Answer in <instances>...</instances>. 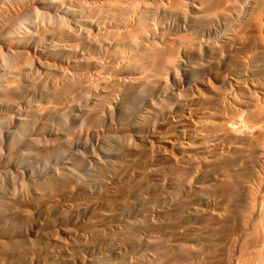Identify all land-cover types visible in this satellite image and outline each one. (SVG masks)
Segmentation results:
<instances>
[{
  "label": "rangeland",
  "instance_id": "rangeland-1",
  "mask_svg": "<svg viewBox=\"0 0 264 264\" xmlns=\"http://www.w3.org/2000/svg\"><path fill=\"white\" fill-rule=\"evenodd\" d=\"M17 1H19V0H15V1L11 2L12 4L10 3V1H8V3H6L7 1L5 3L4 2L1 3V1H0V4H1L0 5V7H1L0 11L3 14L6 15V16H4L5 18L2 19L1 15H3V14L0 12V16H1L0 17L1 18L0 19V24L1 25L5 22V20H6L5 23L8 22V24L12 25V23H9L10 20H13V19L16 18L17 20L15 19L14 22L10 21V22H13L15 24V21L19 22L18 19L21 21L23 16L30 18L31 16H36V15H39V14L42 15V11H43V15H45V16H46L45 13H47V16L49 14H52L51 16H53L55 14L53 17H55V16L58 17L59 14H60V16L63 17L62 18L63 21H64V18L67 17L64 22H62L60 20L61 19L60 16H59L60 19L57 18L60 21L55 18L56 22L57 21L60 22V23L59 22L58 23L60 24V27L62 29H64L65 25L69 21L71 22V20H72V23H74V24L71 23L73 26L70 24V22L67 24L68 26H70L69 30L72 31V29L78 28L77 25H79L78 30L76 29L78 33L75 31L74 35L79 34L80 36H82V34H81V33H83L82 28L83 29L84 28L85 29L86 28L87 29H92V30H88L89 31V35L88 36H89V38L93 37V39L95 41L96 40L99 41L100 39L101 40L104 39L103 35L105 36L104 40H106L108 38V36H109L108 35L109 34L108 33L109 28L111 29L112 26H113L112 29H111L112 31L111 32L109 31L110 33H112L114 30L117 31L116 33H118V31L121 32V30H119V28L115 24V23H117V20H119V19L116 18L117 15L115 17L114 10H113L114 7H109V8H111V10H113V11H111L108 8V6H107L108 4L110 6H112V5L115 6V4H114V3H116L115 0H78L79 2L80 1L84 2V5H83L82 2H80L81 4L78 3L77 5L80 4V6L86 7V8H82L80 6H77L76 5V3H77L76 1L77 0H70L71 1L70 3H69V0H66V1L64 0L65 2L64 1H60L59 2V3H61V5H63L62 4V2H63L66 7L65 6H59L60 4L57 2V0L56 1L54 0L56 3H58V8L60 7L61 11L58 9V11H53V12L52 11H46V10L44 11L41 8L42 0H40L41 3H40V1H37V3L39 2L40 4L39 3L38 4L35 3L36 1H34V0H32V1L35 4L31 0H29V1L28 0H26V1L25 0H20L21 3L17 2ZM22 1L24 3H28V4H25L26 5L25 6L24 3H22ZM43 1H46V0H43ZM149 1L151 3H153L154 1L157 2V3L161 2V4L165 3L163 6L165 7L167 5V9H168V11H166L167 13L166 12L165 13H159V12L155 13V15H154L155 18L153 16V19H152L153 22L150 20V22L154 23L155 26H157V27H155V29H156V32L158 34L157 36H159L158 38L159 39H165L166 41H168V40L169 41H175V42L179 41L178 45L180 44L179 46L181 47V48H179V46H177L176 50H175V52L178 50L177 54H176V59H177L179 67L178 66L176 67V69L174 70V73H170L168 75H165V77L162 79L163 80L162 82H164L166 80L165 84L167 85L166 86L167 90H169L168 92L169 93H173L174 95L172 94L173 95L172 96V95L169 94L170 96L168 95L169 96V97L167 96L168 98L167 97L166 98L160 97L158 95L156 89L147 88V86H145V85L143 86L142 85V87L137 88L136 90H134V93H132L129 96H126L125 97L126 99H123L124 97L120 96L122 92L121 93L118 92L119 91L118 88L116 89V87H114L115 89L113 90L114 92L112 91V94H113L112 98L115 100V102H118V100H119V103H121L122 105L123 104L125 105V106L124 105L123 106H124L125 112L127 113V114L125 113L126 115H124L126 117H122L121 120H119L115 116L113 110H111L110 108H106V107H103V108L100 107V110H102L101 113H100L102 115H99L100 118L98 117V118L94 119L96 121L89 120V122L87 121V124L85 123L84 119H81L84 122V124L81 123V124H79L80 126L78 125V123L82 122V121H78V122H73L72 121V118H71L72 116L71 115H72V113H74L72 111V108L74 107V105L75 106L82 105L84 107V105H85V102H84L85 100L84 99H86L84 97H87L89 95L88 93H86V94L83 93L84 96L82 94L81 95L79 94L78 96L83 97L82 99L80 97H78V96H77L78 97L77 98L75 95H65L68 99L65 96L64 97L66 99H64V97H62L60 99L57 98L56 99L57 103H56L55 98H52V97H49V99L46 98L47 100L46 99H41L38 96L37 97L32 96L31 98H26V101H27V99L28 100L30 99V101H28L30 103V105L27 102L28 104H26V106H24V108L21 106L20 110L18 112L19 115H21V114L23 115V113H25V111L27 109L28 110H33V109L40 108L41 110H46V109H49L50 105L53 106L55 103H56L55 106L50 107V109L54 108V110L53 111L50 110V109L49 110L54 112L57 109L59 111L58 108H60V110H61L63 105H64V103H65V106L62 109V112H64V113L66 112L65 114L62 113V112L60 113V112H58L56 110V113L58 112L59 114L55 113V116L58 117V115H59V117H60V119L58 118V122L56 121L57 120L56 118H55V121H54L53 118H50V119L46 120L47 123L41 118H37L38 120L35 118L36 120L35 119H34L35 121L33 120V125H31L30 128H27L28 130H31V131L29 132L28 130L25 129V131H27L26 133H28L29 135L26 134V133L25 134H26V136H29V137L31 136L30 134H34L36 132V130L38 129V127H41V126H44L43 129L46 127L45 130H47V128H48L51 131L54 130V132L57 129H59L57 131L65 134L64 135L65 138L63 136V139L61 141L58 139L57 141L59 143L56 141L57 138L55 139V141L54 140L53 141L56 144V145L54 144L55 146H59L60 144H62L61 145L62 149L60 148L59 153H60V151L61 152L64 151V152H62L64 155L62 153H60L61 157L63 155L62 158L59 157L60 155L59 156L56 155L57 159L55 158L54 155H51V156H54V158L49 156L50 157L49 160H48L49 157L46 158V156H44L43 157L44 165L42 164L43 166H41V164H40V163H43V162L40 161V157L39 156L38 157L35 156L36 159H35L34 155L31 156V158L29 160L22 159V157L19 154V153H21V147L23 146L22 143L24 142V140H26L29 137L26 138V136L24 134L25 138H23L24 137V136H22L23 134H21V133L18 134L19 128H17L18 130H16V127H18V126H15V124H13L11 126L12 129L11 128L10 129L11 130L14 129V131H12L11 133L14 132L13 135L17 134V135H15V137L17 136V138L18 137L19 138H18V140L14 141V139L12 137L10 142H9L10 139H8V140H7V138L3 139L2 140V144H0V145H4V146H2L3 148H1V146H0V152H1V149H2L1 155L3 157L4 155L6 156L7 153L5 151L7 150L8 153H9L7 155L10 157L9 161L13 162V163H16V162L17 163L14 165L13 169L10 168V167H7L8 169H6V171L5 170L3 172L0 171V191L2 190L1 192L4 191L5 193H6V191H10V193L13 194V195H11L12 198L15 196L12 201H15V199L19 200L20 198L23 199L25 197V195L23 197V195L20 196L18 194H22L23 191L25 192V190H23V189H25L24 186H26L27 185L26 183H28L27 181H25L27 179V176H24V174L26 173V169L25 168L29 167L28 169H30L32 171L39 170L41 172L42 169L45 168L44 166H46V163H47L48 166L49 165H53V166L57 167L56 169H58V166L53 164L54 160L52 161V159H56L57 162H60V161H63V158H64V161L66 159H70L69 161L66 160V162H71L72 155L67 150V148L70 145H74L75 143L77 144L78 142H79L78 144L80 146H83V144H84V146L86 148V149L85 148H79L78 149V152L80 151L79 153L84 155L85 152L86 153L89 152L88 155L85 153V157L86 156L90 157L89 163H91V164L93 163V165L96 166L97 163L100 162V164L102 165L101 166L100 164H98L97 165V170H95L96 169L95 166H94V169H93V167H92L93 165H90L89 163H87L88 165H86V166H88L87 168H89L91 170L93 169L92 171H94V170L96 171L95 176L92 179L93 180H94V178L97 179V178H99V176H97V175H100L101 178H99V179H102V180L97 181V182L99 183V182L102 181V183H99V184L96 183V186L97 185H99V186H97L95 188V190L92 189L93 191L91 193L88 192V194L85 193V194H80V195H74L73 198L72 197H67V196L57 197L56 199L54 198L53 202L50 203L51 205L48 206L49 207L47 209L48 211L42 210V212H41L40 209L37 208V206H31V214L32 215H30V217L27 220H21V222L18 224L16 229H14V228L13 229H9L8 227H6V224H4V225L0 224V241L3 242V244H2V242H0V246H1L0 247V263H3V264H8L9 263V258L7 257V252H6L7 250L10 251L12 249V253H14L16 255L18 253L17 250L20 251V249H21V252H23V248L25 249L24 252L26 250H27L26 252H28V253H26V252L24 253V255H27V256H26V261L24 260L25 258H23V261H22L23 264L24 263L28 264L30 262H33V263L34 262H36V263L37 262H41V261H44L45 258H47L50 255L51 256H54V255L55 256L56 255L57 256L58 255L62 256L63 253L66 254V252L67 253L68 252L69 253H73V256L75 257V259L76 258L78 259V257H80L79 259L85 260L86 257L89 258V256H93V252L97 253V251H99L100 249L102 250L104 248V244H105L104 242H108L109 244H111L114 241H115L114 243H117L119 240L120 241L118 243L119 244L121 243V244L120 245L118 243L117 244L119 246H122V244H125V245H123V247L125 249H127V252H128L127 255H129L130 254V252H129L130 251L129 243L131 241L136 240V238H138L139 236H137L138 235L137 232L131 233L129 231V233H128V231L125 229V227L127 225L125 222H127V219L128 220H133V218H134L135 221H138V222L140 221V223H141L142 222L141 218H143L144 221L146 220L147 217H149V218L151 217L150 219L156 220V219H158V217L162 218V216H165V215L168 218L171 217L169 219L174 222L173 223L174 224L173 225V229L174 228L176 229V227H177V229L174 230L175 232H173V234H172V232L170 233L171 229L167 230L168 233L172 234V237L170 235V237L172 239L168 236L167 232H165L164 236L167 235L169 237V242L170 243L173 242L174 238L181 236V241L183 243H188L189 242L188 244H191L192 246L194 245L196 248L198 247V244H199V241H197V240H200V243H202L203 246L205 245V247L208 244H210V245L207 246L208 248H206L208 250H206L205 247L202 246V244L201 245L199 244L198 249H196L197 252L199 250H205L206 254H207V251H208V255L204 254L205 251H203L204 253H202V256L204 255V257L208 259L207 260V259H205L203 257V260H206L207 262L206 261L205 262L202 261V259H201L202 256L199 257V255H198V257L200 259H195L194 262H193L194 264L198 263V262L200 263L201 261L202 262L200 264H204V263L205 264H231V261H232L231 259H233V257H234V251L231 250V247L233 245V241L237 242V240H238V237L236 238L237 231H233V230H237V229L238 230L239 229L243 230L244 227L247 230L246 231V235L248 234V236H250V234H251L252 236H250L251 238L248 237L249 240L247 239L249 247L246 249L247 253L245 251L243 252V254L246 253V255H247L245 259H244L245 255H243V259L247 260V258H249V260H250V261L248 260L249 264H251L253 261L256 262L255 264H257L259 261H260L259 264L263 263L262 261L264 260L263 259L264 258L263 257L264 253L262 255V251L264 252V250H262L261 252H260V250L264 249V233H263L264 232L263 231V229H264V226H263L264 220L261 218V216L263 217V213L260 214L261 211L258 212V209L262 210L264 212V209H261V208L264 207V205H263V203H264V201H263L264 200L263 199L264 198V160H263L264 159V155L262 154L264 152V134H263V132H264L263 121L264 120H261V119H264V117H263L264 116V112H262L264 110V95H263L264 94V76H263L264 75V1H262V0H249V1L245 0V1H248V4H247V2H246L245 5H242V3H240L238 6L241 5L242 9L237 6L238 10H235V12H233L232 15H231V16H233L232 17L233 20L229 21L231 19V17H230L229 20L225 21L227 24L222 22L220 20V18H215L216 16H214L215 19L213 17H210L211 15L210 16L208 15L207 19L203 18L204 20L201 19V21H200V17H199L200 14L198 13V11L195 8V7H197V4L195 2H193V1H191V0H189V1L188 0L180 1L181 3H180L179 6H181V7L178 8L179 11L176 9L177 13H176V11L175 12L173 11L174 13L169 11L171 6H172L171 9L175 10V7L173 6L171 1H168L171 6L165 0H163V3H162V0H158V1L157 0H152L153 2L151 0H149ZM149 1L144 2V0H140V3H139V1L136 0L135 4L133 6L135 8L141 7L142 5L146 4L147 2L150 3ZM14 2H17V3L14 4ZM31 3H33V4H31ZM72 3H73V5L75 3L74 7H73ZM182 3L184 5H182ZM138 4H140V5H138ZM11 5H12V7L14 9L13 8L11 9ZM31 5H34L35 7L31 6ZM70 5H72V8H71ZM68 6H70V8H69V10L67 9L68 10L67 11L65 8H68ZM163 6L161 5V7H163ZM32 7H34V8L37 7L38 9L37 8L36 9L38 11L34 9V11H33L34 13H33L32 12V10H33ZM88 7H90L91 9H88ZM62 8H63V11H62ZM71 9H73V10H71ZM74 9H75V11H74ZM23 10L24 11L27 10L28 12H26V11L24 12ZM40 10H41V13H37L36 14L35 11L40 12ZM80 10H83L84 12L80 11ZM107 10H108V12H107ZM88 11H90L89 14L87 13ZM5 12L6 13L8 12V13L6 14ZM22 12H24V13H22ZM61 12H62V15H61ZM102 12H104V13L102 14ZM105 12L108 13V15ZM237 12H239V13H237ZM26 13H28V14L25 16ZM56 13L58 14V16L56 15ZM169 13H170V15L172 14V16L169 17ZM19 14L22 16L21 19L19 18V16H20ZM30 14H31V16H30ZM97 14H99V15H97ZM100 14H102V15H100ZM113 14H114V16H113ZM161 14H163V15H161ZM173 14H174V16H173ZM8 15H10L12 18L13 17L14 18L13 19H10L11 17L8 18ZM43 15L40 16L41 18L38 17L39 20H38L37 17H35V19H34V17H32L33 19L31 21H28L29 20V18H28L27 21H28L29 24L27 23V25H26L27 21H25L24 22L25 24L24 23L21 24L22 27H18L14 31V33L16 32L15 34L17 35L18 31H21V30H22V32L30 30L29 32L35 33V31H37L39 28L41 30L43 28V25L45 27H44V29H42V32L41 31H38V32L39 33H49V30L51 29V27H49L47 24H49L50 26L55 24L56 23L55 19H54V21H52L53 17L51 18L50 15H49L48 16L49 20L46 17V21H48V23L47 22L45 23V20H44L45 16L43 18ZM67 15H69V16H67ZM71 15H72V17L76 18L75 19L76 21L74 20V18L70 17ZM85 15H86V17H85ZM87 16L89 17L88 19L92 18L91 19V21H92L91 23L89 22L90 20L87 19ZM102 16H103L105 21L103 20ZM109 16H110V18H109ZM189 16L194 17V18H196L198 20V21H196L197 24L195 25V28H193L191 30L189 29V27L185 26V24H184V18L186 19ZM208 17H210V19L213 18V19H211L212 22L211 21L209 22V18ZM36 18H37V20H36ZM68 18L71 19V20H69ZM77 18H79V19H77ZM83 19H84V21H83ZM2 20H4L3 23H2ZM42 20L44 22H42ZM79 20H82V21H79ZM214 20H216V21H214ZM40 21L42 22V25H41ZM51 21L54 22V23H52ZM86 21H88V23ZM93 21L95 23L97 22L96 24L98 26L95 23L92 24ZM109 21H110L111 24L108 23ZM38 22H40V23H38ZM75 22L79 23V24H75ZM102 22H104V23H102ZM125 22H128V21H125ZM217 22H219V23H217ZM31 23H33V25ZM58 23L55 24V25H58ZM82 23L85 24V25H83ZM86 23H87V25H86ZM35 24H37V26ZM114 24H115V26H114ZM218 24H219V27H218ZM30 25H32L33 29H31L32 27ZM55 25H53V26H55ZM62 25H64V26H62ZM23 26H25L26 28L30 27V29L25 30L24 29L25 27H23ZM34 26L37 27L38 29L34 28ZM68 26H67V29H68ZM47 27H48V29H47ZM58 27H59V25H58ZM58 27H57V29H58ZM53 28L56 29V26L53 27ZM18 29H20V30H18ZM44 30L48 31V32H45ZM58 30H60V28ZM98 30L99 31L101 30V32H103V33H101V32L99 33ZM90 31H92V33H90ZM105 31L108 33L107 35H106ZM115 31L113 33L116 36ZM226 31H227V33H226ZM96 32H97V34H96ZM120 32L118 34H121ZM21 33L19 32L18 34H21ZM180 33H181V35H180ZM92 34H94V35H92ZM159 34L163 35L164 37L162 36L163 38H160ZM79 35H78V37H79ZM91 35H92V37H91ZM94 36H96L97 38L95 39ZM98 36L99 37L102 36V37H100V39H98L99 38ZM2 37L3 36H1V38ZM59 37L60 38L63 37V38L61 40H60V38H59V40H57L58 38H56V40L53 41L54 43L57 42L55 44H62V45H64V44L68 45L69 44L70 45V43H71V44L74 45V42L68 41V38L65 37V35L64 36L60 35ZM186 37H188V38H186ZM109 38H111V37L109 36ZM158 38L155 41L157 42V44L160 45L161 43H160ZM0 41H2V40H0ZM75 43H77V41ZM78 44H79V42L77 43V45ZM79 45L77 46L78 48H80ZM137 46L138 47H136V48H138V49L134 48L135 50H132V51L131 50L129 51L128 49H119L118 51H115V53L116 52H118V53L120 52L119 54H121V55L118 56L117 53L114 54V55H117L118 58H116L117 56L116 57L115 56H111L112 58L110 59V61L108 60V58H110V56L108 55V58H107V55L104 52L96 53L95 55L93 54V56H95V58H97V59L100 58V59H98L99 62H101V64L99 63V71H98V69L97 70H87V71L83 70V69H76V71H75L74 70L75 67H72L70 62L67 64L68 60L64 61L63 62L64 64L63 63L62 64L61 63H55V64L50 63V65L51 66L53 65V67H55V65H56V67H55L56 69H57V66H59V64H60V66L62 65L61 69L63 68L62 69L63 72L61 70H59L60 67L58 68V70L61 71L62 73H64V75L66 74L67 76L68 75L70 76V74L72 76V73L75 74L77 72H78V74L82 75V73H80V72H82V70H83V72L85 73V75H84L85 77H86V75H89V76L92 77V80H94V81H92L90 79V82L91 83L94 82V84H91V85L94 86V87L92 86L93 88H91V89L95 90L96 87L98 88L99 86H102V84H100L101 82L102 83L103 82H108V83L111 82V84H113L112 81L114 82L115 78H117V76H115V75H114L115 77L113 76V73H114L113 71L117 70V68H118V70H125L126 67H128V64H129L128 62L131 63L132 60H134V58H133L134 55L133 54H135V52L137 50L141 49V48L139 49L140 45H137ZM0 47L2 48L1 45H0ZM1 48H0V53L1 52L3 53L4 49L2 48V51H1ZM31 49L32 50H30V48L28 50H26V52L29 53L28 57H26V55L28 53L26 55L25 54L24 55H25L26 58H28V60L33 56L31 58L33 61H31V59H30L29 63L32 62L31 63V65H32L31 68L33 67V70L37 72V75L35 77L38 80L39 79L42 80V78L44 79V73H42L41 69L37 68V64L40 63V62L43 63L44 61L46 62L48 60H46L42 55L38 54V52H37V50L35 48L34 49L31 48ZM85 50L88 51V49H86V48H85ZM123 50H124V52H123ZM125 50H126V52H125ZM87 51H85V52L87 53ZM121 52H123V53H121ZM97 54H99V55H97ZM103 54H105V55H103ZM210 56H211V58H210ZM25 57H24V59H25ZM35 57H37V58H35ZM119 57H121V58H119ZM117 59H118V61H117ZM36 61H39V62H36ZM208 61H209V63H208ZM211 61H212V63H211ZM34 62H35L36 65L34 64V66H33ZM45 62H44V64H45ZM109 62H110V64L108 66ZM116 62H118V63H116ZM197 63L200 64V65H198ZM206 63H208V64H206ZM48 64L46 62V65H48ZM201 64H202V66H201ZM100 65H101V67H100ZM129 65H131V64H129ZM196 66H197V68H196ZM200 66H201L202 70H205V71H202L204 73L200 72L201 73L200 76L202 75V76H204V78L201 77V79H200V76L197 74L199 76V77L197 76V78L200 79V80L199 79L197 80L196 75L193 73V71L195 70V68L196 69H198V67L200 68ZM34 67H35L36 70L34 69ZM102 67H103V70H100V68L102 69ZM184 68H186L187 70L184 69ZM109 69H110V72L112 73L111 75L109 73ZM66 71H68V73ZM89 71H92V72H89ZM150 71L151 70H149L148 68H147V70H145V69L141 70L140 74H139L140 76L138 75V78H139L138 80H140V81H138V83L141 82V80L142 81L145 80L146 78H147V80L151 79L150 78L151 73L149 74ZM32 72H31V75L34 76L35 72H33L34 75L32 74ZM38 72H40V74H38ZM41 74H43V75H41ZM123 74H122V76H124L125 80H128V79L132 78V76L129 77L126 73H123ZM38 75H39V77H38ZM104 75H105V79H103ZM126 76H127V78H126ZM140 77L142 79H140ZM56 78H57V76H55V79ZM59 78L60 77L57 78V81H58ZM89 78L90 77H88V79ZM55 82H56V80H55ZM210 84H211V86H210ZM46 88L47 89L49 88V86L47 87V84H46ZM142 88H144L143 89L145 91L144 93H147V95L149 94L148 96L143 93ZM138 89L139 90L141 89L142 91L140 90L141 91L140 92ZM147 89H149V90H147ZM116 90H117V92H116ZM138 92L140 94H138ZM143 94H144V96H143ZM28 97H30V96H28ZM143 97H145L146 99L148 98V100L149 99L150 100L149 101L147 100V102H146L145 99H143ZM50 98H52V99H50ZM151 98L153 99V101H152ZM202 98H205V100L208 99V101L207 100L205 101ZM33 99H34V102H33ZM53 99H54V101H52ZM62 99L64 100L63 101L64 102L63 105L61 104ZM77 99H80V101H82V102H80L78 100V102L76 103ZM133 99H134V101H133ZM158 99H161L162 101L158 100ZM177 99L180 100V101H178ZM69 100H70L69 103L71 105H69V103H68ZM74 100H76V101H74ZM175 100H177V101H175ZM194 100H195V103H196V100L197 101L200 100V102L203 105L206 102H208L206 104H209V102H210V104L207 105V106L205 104L204 105L205 107L202 105V108H204V109L199 110V111L197 110L200 113L202 111H204V112H202L204 115L201 113L198 116V117H202L203 119L200 118L199 119L200 121H199L198 118H196V116H195L194 119H193V122L195 121L196 124H195V122L193 123L195 126L193 124H190V128L191 129L188 128V131L185 130L184 128H175L174 130H171L172 129V127H171L172 123L178 118V116L176 115L177 113L179 115L178 111L183 110V108H185L188 105H195V103H193ZM35 101H37V102L39 101L38 103H40V105L39 104H35L36 103ZM65 101H67V104L69 106L66 104ZM72 101H74L73 103H76V104H72ZM150 101L153 102L152 105H150ZM163 101H164V103H163ZM47 102L48 103L53 102L54 104L50 103V105L48 106ZM46 103H47L48 107L46 106ZM58 104H61L60 107H59ZM27 105H28L29 108H26ZM37 105L39 107H37ZM66 105H67V108L70 107L71 110H69V108H68V110L72 111V112H69L65 108ZM176 105H177V107H176ZM34 106H35V108H34ZM30 107H33V108H30ZM45 107H46V109H45ZM108 107H110V105H108ZM128 107H129V109H128ZM1 109H0V114L2 112H4L3 114H6V112H7L6 109H2V111H1ZM24 109H25V111H24ZM64 109L67 110L68 112L67 111H63ZM100 110H99V112H100ZM164 110L166 112H164ZM205 112H206V114H205ZM259 112L262 113L263 116ZM67 113H69L70 116ZM61 114H64L63 115L64 117L67 114L66 121L69 122L70 124L69 123L67 124L66 121L63 120L64 118L61 116ZM259 114L261 115L259 117H263V118L258 120V118H259L258 115ZM174 115H175V117H174ZM200 115H203V116H200ZM171 116H173V117H171ZM247 117H249L251 120L250 119L248 120ZM123 119H125V120H123ZM173 119H175V120L173 121ZM85 120H88V119L85 118ZM110 120H111V122H110ZM252 120H255V121H252ZM256 120H257V122H256ZM42 121L44 123V124L42 123L43 125L40 123ZM49 121H51L52 123L49 122ZM248 121H249V123H248ZM35 122L36 123L38 122L37 125L35 124ZM50 124H53V125H50ZM260 124H261V126H260ZM173 125H174V123H173ZM53 126H54L55 129H52ZM56 127H58V128H56ZM63 128H65V129H63ZM209 128H211V130ZM223 128H225V129L223 131H221ZM61 129L63 131H61ZM231 129L233 130V133L235 132L234 134H236V137H237L236 139H231V137H229V139H228V137L226 138L222 134V133H224L225 130H229L230 131ZM120 130H122V133H121L122 136L124 134L125 137L124 136L122 137L121 134H118V132H120ZM232 130H231V132H232ZM65 131H66V133H65ZM184 131H186V132H184ZM41 134L42 135H40L38 137V138H42L41 140L48 139V140L51 141L53 139L51 136H49V133H47V135H46V133H41ZM113 135L114 136L115 135H120L122 138L120 139L118 137L119 138L118 139V138H115ZM49 137L52 138V139H50ZM21 139L23 141L22 143H21ZM115 139H117L119 141H117ZM41 140H39V141H41ZM48 140L44 141V143L46 142V144H47ZM157 140L158 141L160 140L159 142H161V143H159V145L157 144V142H158ZM53 141H51V143H54ZM62 141L64 143H60ZM3 142H5V143H3ZM12 142L15 143V144H17V142H18L19 145L20 144L21 145L20 146H18V144L14 145ZM117 142H119L120 145ZM11 143L13 145H11ZM44 143L42 142L40 144H44ZM51 143L49 145H52ZM65 143H68V144L70 143V144H69V146H68V144H67V146H64ZM130 144H132V145L130 146ZM10 145L13 146V147H10ZM16 147H19V148H16ZM102 148L104 150H108L109 148L114 150L113 151V152H115L114 157H111V158H108V159L107 158H103L101 156V152H102L101 150H103ZM84 149L87 150V151H85ZM19 150H20V152L17 153L19 155H16V153H14V151L18 152ZM82 151H84V153ZM200 151H202V154L199 153ZM65 152H67V153L69 152L67 154L68 156L65 154ZM3 153H5V154H3ZM90 153L91 154L94 153V156L95 155L97 156V158H96L97 160L95 159L96 156L94 157L93 154L91 155ZM187 154H189L190 156L187 155ZM11 157H13V158H11ZM58 157H59L60 160L58 159ZM99 157H101V158H99ZM189 157H191V158H189ZM192 157H194V159H197V161L195 160V162H194V159ZM251 157H253V158H251ZM187 158L190 159V160H188ZM0 159H1V157H0ZM44 159H46L48 162L46 160H44ZM92 159H94V160H92ZM110 159H111V163L109 162ZM191 159H192V162H191ZM107 160H109L108 163L106 162ZM34 161H36V162H34ZM38 161H39V163H37ZM96 161H98V162H96ZM245 161H247V162H245ZM186 162H189L190 164H188ZM178 163H179V165H178ZM18 164H19V167H18ZM22 164L26 165V166L24 165L25 168L23 167ZM33 165H36L37 167L35 166L36 167L35 168ZM192 165L195 166V167H192ZM38 166H39V168H38ZM48 166H46V168ZM159 166L161 168H163V169L161 170V168ZM175 166H177L176 169H175ZM184 166H186V168ZM187 167H190V168H187ZM143 168H144V170H143ZM167 168H169V169H167ZM172 168H173L174 171L171 170ZM100 169H101V171H100ZM20 170H21V172H20ZM22 170H23L24 173L22 172ZM79 170L80 169H78V171L76 172V175L77 176H83L84 179H87L85 177H88V176H84V173L86 171L84 169H82V168H81L82 171H79ZM83 170H84V172H83ZM177 170H178V174L176 173ZM97 171H99V172H97ZM186 171H187V173H186ZM154 172H157V173H154ZM183 172L186 173V174L184 175ZM42 174L47 176L46 175V171L42 172ZM174 174H176V175H174ZM177 175H179L178 178H177ZM180 175L182 176L181 178H180ZM24 177H26V178H24ZM170 177H172V178L170 179ZM96 179L94 180V182L96 181ZM137 179L141 180V182H139V180H137ZM230 179L232 180V182H234V184L233 183L232 184H233V187L234 186L235 187L230 190V192H229L230 194H227L228 192L225 194V192H223V191L222 192L224 194H221L222 192H220V191H221L222 188H220L221 187L220 185L222 184V186H223V183L227 184L228 182H231ZM227 180H228V182H227ZM142 181H143V183H142ZM170 181H171V184H170ZM224 181H226V182H224ZM19 182H20V184H19ZM180 182L183 183V184H181V186L179 185ZM8 183H11V185L8 184ZM21 183H22V185H21ZM133 183H135V184H133ZM139 183L141 184V186H140ZM91 184H93V183L91 182ZM137 184H139V185H137ZM143 184H146L145 185L146 188H144L145 186H143ZM19 185H21V186H19ZM215 185H218L220 190H219L218 187H217L218 189L215 188ZM17 186H19V187H17ZM147 186L150 187V188H148ZM209 186L211 188H209ZM136 187H138V188L135 189ZM141 188H142L143 191H138L137 192V190L138 189L140 190ZM211 189H213V193H212ZM215 189L218 190L219 192L216 191ZM232 190H234L235 193H237V194H235L234 191L232 193L231 192ZM122 191H124L125 193L122 192ZM135 191H136V194L139 193L138 194L139 196L135 194ZM206 191H208V192L211 191V193H212V194L210 193L208 195L209 198L206 197L207 200H209V201H207L206 199L202 200V197L206 196L205 195L206 193H204ZM93 192H95V193H93ZM140 192H141V194H140ZM10 193H7V194L9 195ZM126 193H127L128 197H127V195H125ZM199 193H201V194H199ZM135 195H136V197L137 196L138 197L136 198ZM253 197H254V199H253ZM26 198H27V195H26ZM70 198H72V199H70ZM138 198L139 199L141 198L142 200H143V198H145L144 201L146 200V198H148L146 200V202L150 200V202H149L150 204L147 203V206H146L148 208H143V210H142V212H144L143 213L144 217H141V216L139 217V216L136 215L137 203L135 201H138L137 200ZM228 198H229V200H228ZM133 199H134L135 203L132 202ZM261 199H262L263 203H262ZM18 200H17V203H19V204H21V202H23L22 200H21V202H20V200L18 202ZM23 200H25V199H23ZM158 201H160V203ZM203 201H204V203H203ZM205 201H207V203H205ZM88 202H89V204L87 205ZM234 203H235V205H234ZM148 204H149V206H148ZM75 205L78 206V207H76ZM230 206H231V208H230ZM18 207L20 208L19 205L16 208L18 209ZM60 207H61V209H60ZM35 208H37V209H35ZM73 208L75 210L76 209L77 210L75 211ZM37 210H38L39 214L36 213ZM193 211H195V212H193ZM48 212H49V214H48ZM257 212H258V215L260 214L259 218L257 217L258 216L256 214ZM176 213H178V214H176ZM195 213H197L199 216H201V218L203 217L202 218L203 221H201V222L198 221V224H195V223H197V220L195 219V216H196ZM227 213H228L229 216L227 215ZM174 214H175V216H174ZM167 215H169V216H167ZM253 215H255V216L257 215L256 217L259 220ZM227 216L230 217V221L231 222L229 223V225H231V226L229 227V225L227 223H225L224 226L226 227V225H228L227 226L228 229L226 228L227 231H229V229H231V228H233V229H231V231H229L231 233L226 232V231H225V233L226 234L229 233V234H227L228 237H229L230 234H232V235H230V237L231 236L234 237L235 238L234 240H232V238L229 239L230 237L227 238L226 235H224L225 233L222 230V228L224 229L225 227L221 228L220 226H218L216 224H215L216 227L214 226V223L217 221L218 218H220L222 221H224L225 220L224 217H227ZM136 217L138 219H136ZM193 218L196 221H194ZM206 218H207V220H206ZM260 218L262 219V222H263L262 224L259 223V221H261ZM250 219H252V220H250ZM204 220H206V221H204ZM212 220L213 221L215 220V221L213 222ZM221 220H219L217 222L221 223ZM202 222H203V224H202L203 226L206 225V227L209 226V227H212V228L214 226L216 229L219 228V230L218 229L216 230L215 228L214 229L210 228V230H209V228L208 229L205 228L206 232H204L205 229H203L204 230L203 231L202 230L203 226H201ZM209 222H211V223H209ZM253 222L255 224L259 223V225L257 226ZM144 223H146V222H144ZM199 223H200V225H199ZM208 223H209V225H207ZM122 224H125L124 225L125 227L123 226L124 228L122 227ZM22 225H24V226H22ZM115 226H118V227L121 226L123 228V230L125 229L124 231H127V233L124 232V234L126 236L125 235L124 236L120 235L121 234L120 232H121L122 228H120V227L117 228ZM256 226H257L258 231L256 229ZM260 226H261V228H260ZM114 227L116 229H114ZM199 227L200 228L202 227V228L200 229ZM100 228H101L102 231L100 230ZM212 230L213 231L215 230L214 233H212L213 232ZM252 230L255 233L256 232L257 233L255 234ZM209 231H212V232H209ZM216 231H218V232H216ZM220 231H223L222 232L223 234ZM249 231H250V233H249ZM115 232H117V234ZM202 232H204L207 235L205 236L204 233H202ZM215 232L218 233V234H216ZM90 234H91V236H90ZM132 234H136V235H134L136 237H134ZM200 234H201V236H200ZM212 234H214V235H212ZM233 234L235 236H233ZM101 235H104V236L107 235L106 239H108V240H106ZM108 235L109 236H113V237H115L116 235L117 236L113 239V237H108ZM131 235L135 238V239L133 238L134 240L132 239ZM173 235H174V238H173ZM211 235H212V237H211ZM167 236L164 237L165 240H166L165 241L166 243H168V240H167L168 237ZM191 236H192L193 239L191 238ZM195 236L197 237V239L194 240V238H196ZM203 236H205L206 239ZM254 236H255V238L257 236H259V237H257L255 239ZM182 237H183V239H185L184 240L185 242L182 240ZM246 237H245V240H246ZM109 238H111L112 240L109 239ZM124 238L127 240V242H125L126 240ZM189 238H191L190 241L188 240ZM207 238H209V239L207 240ZM258 238H259V240H258ZM14 239L15 240L17 239V242ZM103 239H105V240H103ZM128 239H132V240L129 241ZM186 239H187V241H186ZM228 239L231 241L232 244L229 243L230 241ZM102 240H103V242H102ZM209 240H210V243L207 242ZM12 241H13L14 244L12 243ZM60 241H62V243ZM203 241H204V243H203ZM7 242H8V245L6 244ZM20 242H21V245H19ZM27 242H28V244H27ZM91 242H92V244H90ZM236 242H235V246L237 244ZM4 243L6 244V246H5ZM196 243H197V245H196ZM88 244H89V246L90 245L91 246L94 245L93 248L94 247L95 248L93 249L92 247H90L91 249L88 248V250H87V248H85V245L87 246ZM98 244H100V245H98ZM10 245H11L12 248L10 247ZM22 245H24V247ZM26 245H27V247L28 246L29 247L27 248ZM126 245H128V246H126ZM99 246H100V249H99ZM101 246H103V248ZM235 246L232 249H235ZM15 247L16 248L18 247V248L16 249ZM82 247H84V248H82ZM258 249H259V251H258ZM255 250L259 252L258 256L261 253L259 258H257L258 256H254V255H256L255 254V252H256ZM200 253H201V251L199 252V254ZM78 255H80V256H78ZM95 255H97V254H94V256ZM231 255H233V257ZM255 257L257 258V260H256ZM260 257L262 258V261H261ZM251 258H252V260H251ZM258 259H260V260H258ZM112 260H114V258L110 259V261H112ZM196 260H198V262H196ZM117 261L118 260L116 259V260H114L112 262L116 263ZM103 262H106V261L103 260L102 263ZM245 262L248 264L247 261H243V260L240 263L241 264L242 263L245 264ZM252 264H254V263H252Z\"/></svg>",
  "mask_w": 264,
  "mask_h": 264
},
{
  "label": "bare ground",
  "instance_id": "bare-ground-1",
  "mask_svg": "<svg viewBox=\"0 0 264 264\" xmlns=\"http://www.w3.org/2000/svg\"><path fill=\"white\" fill-rule=\"evenodd\" d=\"M1 1V3L2 2H6V3H8V1H10V3L11 2H13V1H15V0H0ZM26 1V0H25ZM29 1V0H28ZM32 1V0H31ZM34 1H36L35 3H37V1H40V0H34ZM56 1V0H55ZM54 0H46V1H43L42 0V4H41V8L45 11H58V9L60 10L61 8L59 7L58 8V3L60 2V1H64V0H57V2L58 3H56ZM66 1V0H65ZM64 1V2H65ZM139 1V3H140V0H138ZM146 1H149V0H144V2H146ZM152 1V0H151ZM158 1V0H157ZM166 2H168V1H171L172 2V4H173V6L175 7V10H172L171 8H172V6L169 4V2H168V4L171 6H169L170 7V10L169 11H171L172 13H174L175 11H176V9L179 11V7H181V6H179L180 5V1H182V0H165ZM189 1V0H188ZM191 1H193V2H195L196 4H197V7H195L196 8V10L198 11V13L200 14V21H201V19H207V16L209 15H211L210 17H213L214 18V16H216L215 18H220V20L222 21V22H224V23H226L225 21H227V20H229L230 19V17H231V19L229 20V21H231V20H233L232 19V17L233 16H231L232 15V13L233 12H235V10H238L237 9V6L240 4V3H242V5H245L246 4V2H247V4H248V1H245V0H191ZM245 1V2H244ZM262 1H264V0H262ZM17 2H20V0L19 1H17ZM17 2H14V4L15 3H17ZM33 2V1H32ZM71 1L69 0V3H70ZM77 3H76V5L78 4V3H80V2H82V1H76ZM108 2V1H107ZM111 2V1H110ZM115 2L116 3H114L115 4V6L114 5H112V6H110L109 4L107 5L108 6V8L109 7H114V14H115V17H116V15H117V19H119V20H117V23H115L116 24V26L119 28V30H121V32L120 31H118V33L120 32L121 34H118V33H116L117 31H115L114 29V31H115V33H116V36H115V34L112 32V33H110L112 30V27H111V29L109 28V31H108V33L106 32V35L108 34L111 38H109V36H108V38L106 39V40H104L105 39V36L103 35V37H104V39H100V37H102V36H98L99 38L98 39H100L99 41H95L94 39H93V37H92V35H94V34H92L91 35V37L92 38H89V31L88 30H92V29H83L82 28V30H83V33H81L82 34V36H80L79 34H77V35H74V32L76 31L77 32V30H78V28H79V25H77L78 26V28H75V29H72V31L71 30H69V27L70 26H68L67 24L70 22H68L66 25L68 26V29H67V26L65 25V28L64 29H62L61 27H60V20L62 21V22H64L65 20H66V18H64V21L62 20V18L63 17H61L60 16V14H59V16H60V18H59V16H58V12L56 13V15L58 16V17H53V16H51L52 14H49L50 15V17L52 18L53 17V19H52V21H54V19L56 18H59V19H57V20H59V21H57L56 22V19H55V24H57L58 22V25H59V27H58V25H55V24H53V25H55L56 26V29H57V27H58V29L60 28V30H56L55 28H53V27H55V26H53V25H49V24H47L49 27H51V29L49 30V33H39L38 31H41L42 32V29H44V25H43V28L40 30V28L38 29L37 27H35L34 26V28H37L36 30L37 31H35V33H32V32H29L30 30H27V29H30V27L29 28H26L25 26L27 25V23H28V21H31L33 18L32 17H34V19H35V17H39V18H41L40 16H42L43 15V11H42V15L41 14H39V15H36V16H31V14H30V18L29 17H24L23 16V18H22V16L20 17L19 16V18L21 19L22 18V20L20 21L19 19H18V21L19 22H16L15 21V24L13 23L14 22V20L16 19H13L10 15H8V18L9 17H11L10 19H13V20H10V21H13V22H10L9 21V23H12V25H10V24H8V22L7 23H5L6 22V20H5V24L3 23V21L4 20H2V25L0 24V40H2V41H0V45L2 46V48L4 49V52L2 53H0V109L2 108V109H6V114H3L4 112H2L1 114H0V144H2V140L3 139H5V138H7V140L8 139H10L9 140V142L11 141V138L13 137V139H14V141H16V140H18V138H17V136L15 137V135H17V134H15V135H13L14 134V132L13 133H11L12 131H14V129L13 130H11L12 128H11V126L13 125V124H15V126H18V127H16V130H18L17 128H19V132H18V134L19 133H21V134H23L22 136H24V134L27 132V131H25V129L26 130H28L27 128H30L31 127V125H33V120L36 118H41V119H43L46 123H47V121L46 120H48V119H50V118H53L54 119V121H55V118L57 119L56 121L58 122V118L60 119V117H59V115H58V117H56L55 116V113H56V110L54 111V112H52L53 110H54V108L53 109H50V107H53V106H55V104L57 103V98L58 99H60V98H62V97H64L65 95H75L76 97L80 94H82L83 95V93H88L89 95L87 96V97H84V98H86V99H84L85 101V105H84V107L82 106V105H79V106H75L74 105V107L72 108V111L74 112V113H72V121L73 122H78V121H82L81 119H84V121H85V123L87 124V121L89 122V120H94V119H96V118H100V116L99 115H102V114H100L101 113V111L102 110H100V107H106V108H110L111 110H113L114 111V114H115V116L119 119V120H121V118L122 117H126V116H124V115H126L127 113L125 112V109H124V106L121 104V103H119V100H118V102H115V100L112 98V91L115 89L114 87H116V89L118 88V92H122L121 93V95L120 96H123L124 98L123 99H126L125 97L126 96H129V95H131L132 93H134V90H136L137 88H140V87H142V85L144 86H147V88H152V89H156L157 90V93H158V95L160 96V97H164V98H166L169 94L170 95H172L173 93H169L168 91L169 90H167V88H166V80L164 81V82H162L163 80V78L165 77V75H168V74H170V73H174V70L176 69V67L178 66V62H177V59H176V54H177V51L175 52V50H176V47L177 46H179L178 45V43H179V41L178 42H175V41H166L165 39H159L158 37L159 36H157L158 34H157V32H156V29H155V27H157V26H155V24L154 23H152L153 22V16L155 15V13H165L166 11H168V9H167V5L164 7L163 5L165 4H161V2H159V3H157V2H153V3H151L150 1V3H146V4H144V5H142L141 7H137V8H135L133 5L135 4V2H136V0H115ZM170 2V3H171ZM184 2V1H183ZM9 3V4H10ZM21 3V2H20ZM22 3H24L23 1H22ZM34 3V2H33ZM33 3H31V4H33ZM34 3V4H35ZM39 3V2H38ZM37 3V4H38ZM40 3H41V1H40ZM39 3V4H40ZM83 3V5H84V2H82ZM112 3V2H111ZM110 3V4H111ZM162 3H163V0H162ZM187 3V2H186ZM8 4V5H9ZM12 4V3H11ZM25 4H28V3H24V5ZM60 5L59 6H65V4L62 2V4L63 5H61V3H59ZM81 4V3H80ZM80 4L79 5H77V6H80ZM137 4V3H136ZM163 6V7H161V5ZM1 5V4H0ZM18 5V4H17ZM22 5V4H21ZM72 5H73V3H72ZM72 5H70L71 6V8H72ZM86 5V4H85ZM92 5V4H91ZM138 5H140V4H138ZM137 5V6H138ZM182 5H184L183 3H182ZM188 5V4H187ZM23 6V5H22ZM26 6V5H25ZM30 6V5H29ZM28 6V7H29ZM31 6H34V5H31ZM37 6V5H36ZM70 6H68V8H65L66 10L68 9L69 10V8H70ZM75 6V3H74V5H73V7ZM87 6V5H86ZM136 6V5H135ZM189 6V5H188ZM256 6V5H255ZM17 7V6H16ZM15 7V8H16ZM35 7V6H34ZM34 7H32L33 8V10H32V12L34 11V9L35 10H37L36 8H34ZM66 7V6H65ZM80 7H82V6H80ZM96 7V6H95ZM168 7V8H169ZM238 7H240L241 9H242V7H241V5L240 6H238ZM1 8V7H0ZM3 8V7H2ZM13 7H12V5H11V9H12ZM82 8H86V7H82ZM107 8V7H106ZM105 8V9H106ZM166 8V9H165ZM6 9V8H5ZM14 9V8H13ZM28 9V8H27ZM41 9V10H42ZM81 9V8H80ZM88 9H91L90 7H88ZM110 10H111V8H109ZM108 9V10H109ZM174 9V8H173ZM256 9V8H255ZM254 9V10H255ZM3 10V9H2ZM9 10V9H8ZM21 10V9H20ZM29 10V9H28ZM41 10H40V12H37V11H35L36 12V14L37 13H41ZM67 10V11H68ZM71 10H73V9H71ZM100 10V9H99ZM108 10H107V12H108ZM113 10H111V11H113ZM240 10V9H239ZM7 11V10H6ZM24 11V10H23ZM26 12H28L27 10H25ZM24 11V12H25ZM30 11V10H29ZM61 11V10H60ZM62 11H63V8H62ZM74 11H75V9H74ZM80 11H83V10H80ZM86 11V10H85ZM97 11V10H96ZM110 11V12H111ZM174 11V12H173ZM1 12V11H0ZM24 12H22V13H24ZM84 12V11H83ZM2 13V12H1ZM6 13V12H5ZM8 13V12H7ZM6 13V14H7ZM30 13V12H29ZM34 13V12H33ZM49 13V12H48ZM88 14L90 13V11H88L87 12ZM92 13V12H91ZM100 13V12H99ZM104 12H102V14H103ZM106 13V12H105ZM167 13V12H166ZM176 13H177V11H176ZM237 13H239V12H237ZM3 14V13H2ZM16 14V13H15ZM28 13H26L25 14V16L27 15ZM46 14V16L45 15H43V18H44V16H45V23L47 22L48 23V21H46V17H47V19L49 20V15L47 16V13H45ZM73 14V13H72ZM76 14V13H75ZM102 14H100V15H102ZM107 15H108V13H106ZM111 14V13H110ZM114 14H113V16H114ZM189 14V13H188ZM235 14V13H234ZM23 15V14H22ZM35 15V14H34ZM61 15H62V12H61ZM79 15V14H78ZM93 15V14H92ZM91 15V16H92ZM97 15H99V14H97ZM161 15H163V14H161ZM177 15V14H176ZM2 16V19L3 18H5L4 16H6L5 14H3V15H1ZM0 16V17H1ZM29 16V15H28ZM67 16H69V15H67ZM75 16V15H74ZM81 16V15H80ZM83 16V15H82ZM104 16V15H103ZM103 16H102V18H103ZM112 16V17H113ZM165 16V15H164ZM167 16V15H166ZM170 16H172V14L170 15V13H169V17ZM173 16H174V14H173ZM237 16V15H236ZM249 16V15H248ZM70 17H72V15L70 16ZM76 17V16H75ZM78 17V16H77ZM84 17V16H83ZM85 17H86V15H85ZM105 17V16H104ZM108 17V16H107ZM106 17V18H107ZM210 17H208L209 18V22L211 21V19H213V18H211L210 19ZM28 18H29V20H28ZM37 18H36V20H37ZM39 18H38V20H39ZM42 18V19H43ZM72 18H74V17H72ZM89 17L87 16V19H88ZM101 18V17H100ZM109 18H110V16H109ZM154 18H155V16H154ZM214 18V19H215ZM1 19V18H0ZM69 19V18H68ZM76 18H74V20H75ZM77 19H79V18H77ZM85 19V18H84ZM84 19H83V21H84ZM86 19V20H87ZM92 19V18H91ZM91 19H88V20H90L89 22L91 23L92 21H91ZM108 19V18H107ZM203 19V20H204ZM243 19V18H242ZM8 20V19H7ZM17 20V19H16ZM28 20V21H27ZM41 20V19H40ZM69 20H71V19H69ZM103 20H104V18H103ZM112 20V19H111ZM110 20V21H111ZM128 21V22H125V21ZM150 20L152 21V22H150ZM202 20V21H203ZM217 20V19H216ZM216 20H214V21H216ZM219 20V19H218ZM25 21H27L26 22V25L25 26H23V27H25L24 29L25 30H27V31H23L22 32V30L21 31H18V33L20 32H22L21 34H18L17 33V35L14 33V31L18 28V27H22L21 26V24H23ZM51 21V22H52ZM68 21V20H67ZM76 21V20H75ZM79 21H82V20H79ZM97 21V20H96ZM105 21V20H104ZM107 21V20H106ZM110 21L108 22V23H110ZM114 21V20H113ZM183 21V20H182ZM196 21H198L196 18H194V17H191V16H189L188 18H184V24H185V26H187V27H189V29L191 30V29H193V28H195V25L197 24V22ZM213 21V22H214ZM33 22V21H32ZM41 22V21H40ZM40 22H38V23H40ZM42 22H44L43 20H42ZM42 22H41V25H42ZM50 22V23H51ZM87 23H88V21H86ZM165 22V21H164ZM208 22V21H207ZM212 22V21H211ZM52 23H54V22H52ZM51 23V24H52ZM72 23V20H71V22H70V24ZM87 23H86V25H87ZM95 22L93 21V23L92 24H94ZM97 23V22H96ZM95 23V24H96ZM102 23H104V22H102ZM101 23V24H102ZM217 23H219V22H217ZM9 26H8V25ZM25 24V23H24ZM29 24V23H28ZM32 25H33V23H31ZM63 24V23H62ZM65 24V23H64ZM72 24H74V23H72ZM71 24V25H72ZM75 24H79V23H76L75 22ZM83 24V23H82ZM91 24V25H92ZM107 24V23H106ZM111 24V23H110ZM115 24H114V26H115ZM212 24V23H211ZM210 24V25H211ZM227 24V23H226ZM32 25H30L31 27H32ZM36 26H37V24H35ZM46 25V24H45ZM83 25H85V24H83ZM97 25V24H96ZM225 25V24H224ZM223 25V26H224ZM62 26H64V25H62ZM73 26V25H72ZM81 26V25H80ZM98 26V25H97ZM161 26V25H160ZM226 26V25H225ZM28 27V26H27ZM40 27V26H39ZM184 27V26H183ZM218 27H219V24H218ZM99 28V27H98ZM116 28V27H115ZM210 28V27H209ZM246 28V27H245ZM23 29V30H24ZM31 29H33V27L31 28ZM46 29V28H45ZM47 29H48V27H47ZM46 29V30H47ZM77 29V30H76ZM103 29V28H102ZM158 29V28H157ZM220 29V28H219ZM244 29V28H243ZM18 30H20V29H18ZM81 30V29H80ZM79 30V31H80ZM81 30V31H82ZM118 30V29H117ZM45 31V30H44ZM80 31V32H81ZM88 31V32H87ZM45 32H48V31H45ZM98 32L100 33L101 32V30L99 31L98 30ZM240 32V31H239ZM78 33V32H77ZM88 33V34H87ZM90 33H92V31H90ZM95 33V32H94ZM98 33V34H99ZM101 33H103V32H101ZM162 33V32H161ZM170 33V32H169ZM226 33H227V31H226ZM76 34V33H75ZM96 34H97V32H96ZM113 34V35H112ZM143 34V35H142ZM172 34V33H171ZM188 34V33H187ZM60 35H65V37H67L68 38V41H71V42H74V45L73 44H71L70 43V45L68 44H64V45H62V44H55V43H57V42H53L54 40H56V38H58L57 40H59V36ZM78 35H79V37H78ZM160 35V38H163L164 36L163 35H161V34H159ZM179 35V34H178ZM180 35H181V33H180ZM231 35V34H230ZM1 36H3L2 38H1ZM5 36V37H4ZM163 36V37H162ZM234 36V35H233ZM64 37V38H65ZM95 37V39L97 38L96 36H94ZM168 37V36H167ZM177 37V36H176ZM181 37V36H180ZM63 38V37H62ZM62 38H60V40L62 39ZM159 39V41H160V45L159 44H157V42L155 41L156 39ZM182 38V37H181ZM186 38H188V37H186ZM202 38V37H201ZM228 38V37H227ZM92 39V40H91ZM175 39V38H174ZM177 39V38H176ZM180 39V38H179ZM185 39V38H184ZM191 39V38H190ZM236 39V38H235ZM66 40V39H65ZM182 40V39H181ZM229 40V39H228ZM63 41V40H62ZM67 41V40H66ZM77 41V43L79 42V46H80V48H78L77 46V43H75ZM186 41V40H185ZM184 41V42H185ZM237 41V40H236ZM51 42V43H50ZM63 43V42H62ZM67 43V42H66ZM159 43V42H158ZM224 43V42H223ZM193 44V43H192ZM77 45V46H76ZM137 45H140L139 46V49L140 50H137L136 52H135V54H133L134 55V60H132V62L130 63V62H128L129 64H131V65H129L128 64V67H126V69L125 70H118V68H117V70H115V71H113L114 73H113V76L115 75V76H117V78H115V80H114V82L112 81V83L113 84H111V82L110 83H108V82H101L100 84H102V86H99L97 89L95 88V90H93V89H91V88H93L94 86L93 85H91V84H94V82L93 83H91L90 82V79L92 80V77L91 76H89V75H86V77L84 76L85 75V73L83 72V70H97L98 69V71H99V63L101 64V62H99V60L98 59H100V58H95V56H93V54L95 55L96 53H100V52H104L106 55H107V58H108V55L110 56V58H108V60L110 61V59L112 58L111 56H117V55H114V54H118V56L119 55H121V54H119L118 52H116L115 53V51H118L119 49H128L129 51L131 50H135L134 48H136V47H138ZM209 45V44H208ZM194 46V45H193ZM250 46V45H249ZM189 47V46H188ZM211 47V46H210ZM1 48V47H0ZM2 48H1V51H2ZM30 48V50H32L31 48H35L36 50H37V52H38V54H40V55H42L46 60H48V61H46L47 62V64L48 65H46V62H45V64H44V62L43 63H38L37 64V68L38 69H41V71H42V73H44V79L42 78V80H38L35 76L37 75V72L36 71H34L33 70V67L31 68V63L32 62H30L29 63V61H30V59L33 57H31L29 60H28V58H26V57H28L29 56V53L28 52H26V50H28ZM85 48L86 49H88V51L87 50H85ZM179 48H181L180 46H179ZM136 49H138V48H136ZM85 51H87V53L85 52ZM122 51V50H121ZM128 51V52H129ZM231 51V50H230ZM26 52V53H25ZM36 52V51H35ZM123 52H124V50H123ZM123 52H121V53H123ZM125 52H126V50H125ZM28 53V54H27ZM31 53V52H30ZM183 53V52H182ZM217 53V52H216ZM26 55V57H25V55ZM105 54H103V55H105ZM97 55H99V54H97ZM101 55V54H100ZM123 55V54H122ZM128 55V54H127ZM35 56V55H34ZM118 56L116 57V58H118ZM223 56V55H222ZM24 57H25V59H24ZM97 57V56H96ZM129 57V56H128ZM35 58H37V57H35ZM106 58V59H107ZM115 58V59H116ZM119 58H121V57H119ZM210 58H211V56H210ZM252 58V57H251ZM24 59V60H23ZM34 59V58H33ZM44 59V60H45ZM102 59V58H101ZM36 60V59H35ZM38 60V59H37ZM68 60V62H67V64L70 62V64H71V66L72 67H75V71H76V69H83L82 70V72H80V73H82V75L81 74H78V72L77 73H75V74H73L72 73V76H71V74H70V76L68 75H64V73H62L63 71H62V69H61V66H60V64H59V66H57V69L55 68L56 67V65H55V67H53V65L51 66L50 65V63H52V64H55V63H63L64 61H67ZM104 60V59H103ZM102 60V61H103ZM114 60V59H113ZM120 60V59H119ZM122 60V59H121ZM180 60V59H179ZM211 60V59H210ZM31 61H33L32 59H31ZM101 61V60H100ZM107 61V60H106ZM105 61V62H106ZM116 61V60H115ZM117 61H118V59H117ZM36 62H39V61H36ZM108 62V61H107ZM114 62V61H113ZM121 62V61H120ZM180 62V61H179ZM116 63H118V62H116ZM208 63H209V61H208ZM208 63H206V64H208ZM211 63H212V61H211ZM34 64H35V62L33 63V66H34ZM64 64V63H63ZM66 64V63H65ZM109 64H110V62L108 63V66H109ZM198 64V63H197ZM257 64V63H256ZM36 65V64H35ZM113 65V64H112ZM111 65V66H112ZM117 65V64H116ZM115 65V66H116ZM198 65H200V64H198ZM68 66V65H67ZM110 66V67H111ZM201 66H202V64H201ZM201 66H200V68L198 67V69H196L197 68V66H196V68H195V70L193 71V73L196 75V78H197V76L199 75L200 76V72H202V71H205V70H202L201 69ZM60 67V69L59 70H61V71H59L58 70V68ZM100 67H101V65H100ZM109 67V68H110ZM179 67V66H178ZM182 67V66H181ZM195 67V66H194ZM147 68L149 69V70H151L150 72H149V74L151 73V76H150V78L151 79H149V80H147V78L145 79V80H141V82H139L138 83V81H140V80H138L139 78H138V75L140 74V71L141 70H143V69H145V70H147ZM34 69H35V67H34ZM112 69V68H111ZM114 69V68H113ZM120 69V68H119ZM184 69H186V68H184ZM36 70V69H35ZM100 70H103V67H102V69L100 68ZM108 70V69H107ZM187 70V69H186ZM220 70V69H219ZM35 72V75L33 74V72ZM85 71V72H86ZM105 71V70H104ZM190 71V70H189ZM207 71V70H206ZM254 71V70H253ZM31 72H32V74L34 75V76H32L31 75ZM67 73H68V71H66ZM89 72H92V71H89ZM88 72V73H89ZM96 72V71H95ZM103 72V71H102ZM101 72V73H102ZM100 73V72H99ZM109 73H110V75L112 74L111 72H110V69H109ZM108 73V74H109ZM123 73H126L129 77H131L132 76V78H130V79H128V80H125L124 79V76H122V74ZM142 73V72H141ZM145 73V72H144ZM188 73V72H187ZM202 73H204V72H202ZM38 74H40V72H38ZM90 74V73H89ZM105 74V73H104ZM189 74V73H188ZM193 74V75H194ZM198 74V75H197ZM41 75H43V74H41ZM78 75V76H77ZM109 75V76H110ZM124 75V74H123ZM145 75V74H144ZM216 75V74H215ZM253 75V74H252ZM55 76H57V78L58 77H60L59 79H58V81H57V78L55 79ZM114 76V77H115ZM140 76V75H139ZM198 76V77H199ZM264 76V75H263ZM38 77H39V75H38ZM88 77H90L89 79H88ZM201 77H203L204 78V76H200V79H201ZM206 77V76H205ZM126 78H127V76H126ZM145 78V77H144ZM103 79H105V75H104V78ZM140 79H142L141 77H140ZM199 78H197V80H198ZM199 79V80H200ZM209 79V78H208ZM255 79V78H254ZM55 80H56V82H55ZM96 80V79H95ZM98 80V79H97ZM196 80V79H195ZM92 81H94V80H92ZM102 81V80H101ZM104 81V80H103ZM202 81V80H201ZM238 81V80H237ZM253 81V80H252ZM59 82V83H58ZM229 82V81H228ZM46 84H47V87L49 86V88L47 89L46 88ZM204 84V83H203ZM97 85V84H96ZM170 85V84H169ZM168 85V86H169ZM206 85V84H205ZM209 85V84H208ZM93 86V87H92ZM210 86H211V84H210ZM263 86V85H262ZM261 86V87H262ZM209 87V86H208ZM46 88V89H45ZM144 88H142V90H143ZM174 89V88H173ZM194 89V88H193ZM139 90V89H138ZM137 90V91H138ZM141 90V89H140ZM139 90V91H140ZM141 90V91H142ZM147 90H149V89H147ZM140 91V92H141ZM226 91V90H225ZM114 92V91H113ZM116 92H117V90H116ZM145 91L143 90V93H144ZM200 92V91H199ZM138 94H140L139 92H138ZM142 94V93H141ZM145 95H147V93H144ZM144 94H143V96H144ZM135 95V94H134ZM149 95V94H148ZM147 95V96H148ZM169 95V96H170ZM174 95V94H173ZM172 95V96H173ZM205 95V94H204ZM264 95V94H263ZM28 96H30V97H28ZM32 96H35V97H40L41 99H46V98H48L49 99V97H52V98H55V100H56V103L54 104L53 102H50V103H53L54 105L53 106H51L50 105V103H48V106L50 105V107H49V109L50 110H52V111H50L49 109H46V107H45V109L46 110H41L40 108H37V109H33V110H26L25 111V109H24V111H25V113H23V115L21 114V115H19V110H20V107L22 106L23 108H24V106H26V104H28L29 102L28 101H30V99L28 100L27 99V101H26V98H31ZM84 96V95H83ZM86 96V95H85ZM117 96V95H116ZM133 96V95H132ZM168 96V97H169ZM193 96V95H192ZM66 97V96H65ZM64 97V99H66ZM71 97V96H70ZM69 97V98H70ZM73 97V96H72ZM78 97H80L81 99L83 98V97H81V96H78ZM77 97V98H78ZM139 97V96H138ZM146 97V96H145ZM145 97H143V99H145V101L147 102V100H148V98L146 99ZM167 97V98H168ZM207 97V96H206ZM247 97V96H246ZM52 98H50V99H52ZM116 98V97H115ZM129 98V97H128ZM179 98V97H178ZM244 98V97H243ZM68 99V98H67ZM76 99V98H75ZM142 99V100H143ZM152 99V98H151ZM197 99V98H196ZM201 99V98H200ZM202 99H204L205 100V98H202ZM47 100V99H46ZM78 100L80 101V99H77V101L76 100H74V101H76V103L78 102ZM150 100V99H149ZM148 100V101H149ZM158 100H161V99H158ZM157 100V101H158ZM178 100V99H177ZM177 100H175V101H177ZM190 100V99H189ZM198 100V99H197ZM196 100V103H195V100H194V102L193 103H195V105H188V106H186L185 108H183V110H181V111H178L179 112V115H178V113L176 114L177 116H178V118L175 120V119H173V123H174V125H173V123H172V129L171 130H174L175 128H184L185 130H187L188 131V128H190V124H193L194 122H193V119H194V117L196 116V118H198V120L200 119V118H202V117H198L199 116V114H201L202 112H204V111H202L201 113L200 112H198L199 110H202V109H204V108H202V103L200 102V100L199 101H197ZM207 101H208V99H206ZM205 100V101H206ZM52 101H54V99L52 100ZM61 101V100H60ZM64 100L62 99V102H61V104L63 105V102ZM74 101H72V104H76V103H73ZM133 101H134V99H133ZM152 101H153V99H152ZM162 101V100H161ZM178 101H180V100H178ZM193 101V100H192ZM28 102V103H27ZM33 102H34V99H33ZM36 103L35 104H39L40 105V103H38L37 101H35ZM66 102V104H67V101H65ZM70 102V100L68 101V103ZM80 102H82V101H80ZM121 102V101H120ZM128 102V101H127ZM142 102V101H141ZM144 102V101H143ZM250 102V101H249ZM47 103H46V106H47ZM59 103V102H58ZM124 103V102H123ZM152 103L153 102H151L150 101V105H152ZM163 103H164V101H163ZM191 103V102H190ZM192 103V104H193ZM205 103V102H204ZM206 103H208V102H206ZM205 103V104H206ZM216 103V102H215ZM247 103V102H246ZM32 104V103H31ZM34 104V103H33ZM61 104H58L59 105V107H60V105ZM134 104V103H133ZM138 104V103H137ZM141 104V103H140ZM162 104V103H161ZM204 104V105H205ZM209 104H210V102H209ZM209 104H206V106L207 105H209ZM29 105H30V103H29ZM68 105V104H67ZM67 105H66V109L68 110V108H69V110H71L70 109V107H68L67 108ZM69 105H71L70 103H69ZM68 105V106H69ZM108 105H110V107H108ZM129 105V104H128ZM135 105V104H134ZM142 105V104H141ZM140 105V106H141ZM148 105V104H147ZM185 105V104H184ZM203 105V106H204ZM250 105V104H249ZM43 106V105H42ZM41 106V107H42ZM45 106V105H44ZM47 106V107H48ZM65 106V103H64V105H63V107ZM73 106V105H72ZM133 106V105H132ZM156 106V105H155ZM181 106V105H180ZM183 106V105H182ZM262 106V105H261ZM37 107H39L38 105H37ZM63 107H62V109H63ZM135 107V106H134ZM154 107V106H153ZM176 107H177V105H176ZM205 107V106H204ZM221 107V106H220ZM26 108H29L28 107V105H27V107ZM30 108H33V107H30ZM34 108H35V106H34ZM43 108V107H42ZM127 108V107H126ZM155 108V107H154ZM157 108V107H156ZM165 108V107H164ZM170 108V107H169ZM168 108V109H169ZM2 109H1V111H2ZM59 109V111L58 112H62V109L60 110V108H58ZM128 109H129V107H128ZM162 109V108H161ZM166 109V108H165ZM23 110V109H22ZM67 110H63V111H67ZM68 110V111H69ZM99 110H100V112H99ZM135 110V109H134ZM141 110V109H140ZM198 110V111H197ZM231 110V109H230ZM259 110V109H258ZM67 111V112H68ZM72 111H69V112H72ZM157 111V110H156ZM160 111V110H159ZM163 111V110H162ZM245 111V110H244ZM261 111V110H260ZM21 112V111H20ZM23 112V111H22ZM57 112V113H58ZM139 112V111H138ZM164 112H166L165 110H164ZM242 112V111H241ZM262 112H264V110L262 111ZM56 113V114H57ZM62 113H64V112H62ZM66 113V112H65ZM64 113V114H65ZM103 113V112H102ZM126 113V114H125ZM130 113V112H129ZM134 113V112H133ZM162 113V112H161ZM240 113V112H239ZM260 113V112H259ZM59 114V113H58ZM64 114H61V116L64 118L63 120L64 121H66V116H67V114L70 116V114L69 113H67L66 114V116L64 117L63 115ZM203 114V113H202ZM205 114H206V112H205ZM258 114V113H257ZM260 114H262V113H260ZM258 115V117L259 116H261V115ZM113 115V114H112ZM136 115V114H135ZM138 115V114H137ZM204 115V114H203ZM203 115H200V116H203ZM250 115V114H249ZM252 115V114H251ZM155 116V115H154ZM262 116H263V114H262ZM168 117V116H167ZM171 117H173V116H171ZM174 117H175V115H174ZM205 117V116H204ZM225 117V116H224ZM230 117V116H229ZM246 117V116H245ZM264 117V116H263ZM263 117H259L258 118V120L259 119H261V118H263ZM85 118L86 119H88V120H85ZM111 118V117H110ZM248 118V120L250 119L249 117H247ZM35 119V120H36ZM69 119V118H68ZM67 119V120H68ZM203 119V118H202ZM34 120V121H35ZM38 120V119H37ZM99 120V119H98ZM123 120H125V119H123ZM172 120V119H171ZM197 120V119H196ZM251 120V119H250ZM261 120H264V119H261ZM53 121V120H52ZM53 121V122H54ZM71 121V122H72ZM94 121H96V120H94ZM131 121V120H130ZM133 121V120H132ZM136 121V120H135ZM147 121V120H146ZM164 121V120H163ZM167 121V120H166ZM200 121V120H199ZM252 121H255V120H252ZM39 122V121H38ZM37 122V123H38ZM49 122H51V121H49ZM72 122V123H73ZM110 122H111V120H110ZM256 122H257V120H256ZM261 122V121H260ZM37 123L35 122V124L37 125ZM41 124L43 123V121L42 122H40ZM45 123V124H46ZM52 123V122H51ZM65 123V122H64ZM66 123L68 124L69 122H67L66 121ZM81 123H83L84 124V122L82 121V122H79L78 123V125L79 124H81ZM118 123V122H117ZM163 123V122H162ZM207 123V122H206ZM248 123H249V121H248ZM262 123V122H261ZM44 124V123H43ZM42 124V125H43ZM54 124V123H53ZM53 124H50V125H53ZM57 124V123H56ZM70 124V123H69ZM75 124V123H74ZM73 124V125H74ZM134 124V123H133ZM164 124V123H163ZM195 124H196V122H195ZM226 124V123H225ZM35 125V126H36ZM49 125V126H50ZM77 125V126H78ZM140 125V124H139ZM194 125V124H193ZM192 125V126H193ZM263 125H264V121H263ZM39 126V125H38ZM37 126V127H38ZM46 126V125H45ZM58 126V125H57ZM68 126V125H67ZM66 126V127H67ZM75 126V125H74ZM80 126V125H79ZM78 126V127H79ZM83 126V125H82ZM85 126V125H84ZM175 126V127H174ZM195 126V125H194ZM201 126V125H200ZM213 126V125H212ZM218 126V125H217ZM224 126V125H223ZM259 126V125H258ZM260 126H261V124H260ZM43 127L44 126H41V127H38V129L36 130V132L34 133V134H30L31 136L29 137V136H26V134H28V133H26L25 134V136H26V138L27 137H29V138H27L26 140H24V142L22 141V139L23 138H25V136L21 139V143L23 144V146L21 147V153H19L20 152V150L18 151V152H15L14 151V153H16V155H19L20 154V156L22 157V159H26V160H29L30 158H31V156H33L34 155V157L35 156H39L40 157V161H42L43 162V157L44 156H46V158L47 157H53L54 158V156H55V158H56V155L57 156H59L60 158H62L63 157V153L62 152H64V151H60V153H62L63 155H62V157H61V154L59 153V150H60V148L62 147L61 145L62 144H60L59 146H55L56 144H55V139H56V141L59 139L60 141L63 139V136L65 135V134H63V133H61V132H58L57 130H59V129H57L55 132H54V130H49L48 128H47V130H45V128L43 129ZM52 127V126H51ZM61 127V126H60ZM76 127V126H75ZM77 127V128H78ZM126 127V126H125ZM203 127V126H202ZM221 127V126H220ZM11 128V129H10ZM56 128H58V127H56ZM71 128V127H70ZM81 128V127H80ZM121 128V127H120ZM219 128V127H218ZM217 128V129H218ZM227 128V127H226ZM234 128V127H233ZM52 129H55L54 128V126H53V128ZM63 129H65V128H63ZM74 129V128H73ZM191 129V128H190ZM210 130H211V128H209ZM225 128H223L221 131H223ZM235 129V128H234ZM15 130V131H16ZM33 130V129H32ZM208 130V129H207ZM232 130V129H231ZM231 130L229 131V130H225L224 131V133H222L226 138L228 137V139H229V137H231V139H236L237 137H236V134H234L233 133V130H232V132H231ZM247 130V129H246ZM29 132L31 131V130H28ZM51 131V132H50ZM61 131H63L62 129H61ZM17 132V131H16ZM184 132H186V131H184ZM259 132V131H258ZM263 132V131H262ZM41 133H46V135H47V133H49V136H51L52 138H50V139H52L51 141H53L54 143H51V141L50 140H48V139H46V140H48V142H47V144H46V142L44 143V141H46V140H41L42 138H38L40 135H42ZM65 133H66V131H65ZM86 133V132H85ZM122 133V130H120V132H118V134H121ZM197 133V132H196ZM252 133V132H251ZM171 134V133H170ZM215 134V133H214ZM221 134V135H222ZM262 134V133H261ZM263 134H264V132H263ZM29 135V134H28ZM140 135V134H139ZM166 135V134H165ZM238 135V134H237ZM19 136V135H18ZM45 136V135H44ZM114 136V135H113ZM121 136H122V134H121ZM120 135H115L114 137L115 138H122L123 136H124V134H123V136L121 137ZM138 136V135H137ZM241 136V135H240ZM244 136V135H243ZM247 136V135H246ZM261 136V135H260ZM21 137V136H20ZM46 137V136H45ZM55 137V138H54ZM80 137V136H79ZM125 137V136H124ZM222 137V136H221ZM64 138H65V136H64ZM67 138V137H66ZM118 138V139H119ZM147 138V137H146ZM246 138V137H245ZM12 139V140H13ZM124 139V138H123ZM134 139V138H133ZM218 139V138H217ZM239 139V138H238ZM39 140H41L44 144H40V143H42L41 141H39ZM108 140V139H107ZM115 140H117V139H115ZM64 141V140H63ZM60 142V143H64V142ZM114 141V140H113ZM117 141H119V140H117ZM158 141V140H157ZM160 141V140H159ZM157 142V144L159 145V143H161V142ZM227 141V140H226ZM239 141V140H238ZM58 142V141H57ZM77 142V141H76ZM86 142V141H85ZM121 142V141H120ZM128 142V141H127ZM151 142V141H150ZM170 142V141H169ZM3 143H5V142H3ZM13 143V142H12ZM11 143V145H17L18 144V146H20L19 145V143L17 142V144H15V143H13L12 144ZM52 144V145H49V144ZM59 143V142H58ZM79 143V142H78ZM74 144V145H70L69 146V144L68 143H65L64 144V146H67V144H68V148H67V150L70 152V154L72 155V160H71V162H66V160H70V159H66L65 161H64V158H63V161H60V162H57V158L56 159H52V161L54 160V162H53V164L54 165H57L58 166V169H56L57 167H55V166H53V165H47V163H46V166H48L47 168H46V166H44L45 168H43L42 169V171L40 172L39 170H34L37 166L36 165H33L34 167V171H32V170H30V169H28V168H25L24 167V165L25 164H22L23 165V167L26 169V173L24 174V176H27V179L25 180V181H27L28 183H26L25 185L26 186H24V188L25 189H23L22 187V189L23 190H25V192L23 193L22 192V194H18V195H23V197H24V195H25V197L23 198V199H25V200H23V199H21L20 197V199L23 201V202H21V200H20V202H21V204H19V203H17V200L18 199H15V201H12L13 200V198L15 197H13L12 198V196L11 195H13V194H11L10 193V191H6V193L3 191V192H1L0 191V224H6V227H8L9 229H16V227L18 226V224L21 222V220H27L29 217H30V215H32L31 214V206H37V208L38 209H40V211L42 212V210H46V211H48L47 209L49 208L48 206L49 205H51L50 203H52L53 202V200H54V198L56 199L57 197H61V196H67V197H72L73 198V196L74 195H80V194H85V193H87L88 194V192L89 193H91L93 190L92 189H94L95 190V188L97 187V186H99V185H97L96 186V183L97 184H99V183H102V181L101 182H97V181H100V180H102V179H99V178H101L100 177V175H97V176H99V178H94V180L96 179V181L94 182V180L92 179L94 176H95V173H96V171L95 170H97V165L98 164H100V162H98V161H96V162H98L97 163V165L95 166V165H93V163L91 164V163H89V159H90V157H85V153H84V151H82L83 153H84V155L83 154H81V153H79L78 152V149L79 148H85V146H84V144H83V146H80L79 144ZM83 143V142H82ZM117 143H119V142H117ZM130 143V142H129ZM55 144V145H54ZM242 144V143H241ZM7 145V144H6ZM10 145V147H13V146H11ZM97 145V144H96ZM119 145H120V143H119ZM128 145V144H127ZM132 144H130V146H131ZM157 145V146H158ZM1 146V148H3L2 146H4V145H0ZM129 146V147H130ZM229 146V145H228ZM241 146V145H240ZM108 147V146H107ZM115 147V146H114ZM141 147V146H140ZM16 148H19V147H16ZM98 148V147H97ZM106 148V147H105ZM262 148V147H261ZM62 149V148H61ZM66 149V148H65ZM86 149V148H85ZM84 149V150H85ZM103 149V148H102ZM130 149V148H129ZM210 149V148H209ZM6 150V149H5ZM18 150V149H17ZM31 150V151H30ZM66 150V151H67ZM104 150V149H103ZM101 150L102 152H101V156L103 157V158H111V157H114V155H115V152H113L114 150H112V149H108V150ZM120 150V149H119ZM33 151V152H32ZM85 151H87V150H85ZM118 151V150H117ZM254 151V150H253ZM1 152H2V149H1ZM1 152H0V157H1V159H0V171L1 172H3L4 170L6 171V169H8L7 167H10V168H12L13 169V167H14V165L17 163H13V162H10L9 160V156L7 155V154H9L8 153V151L6 150L5 152L7 153L6 154V156L4 155L3 157H2V155H1ZM10 152V151H9ZM68 152V153H69ZM120 152V151H119ZM122 152V151H121ZM17 153H19V154H17ZM67 152H65V154L67 155L68 154ZM89 153V152H88ZM88 153H86L87 155H88ZM200 154H202V151H200L199 152ZM3 154H5V153H3ZM12 154V153H11ZM10 154V155H11ZM91 154V153H90ZM89 154V155H90ZM93 154V156H94V153H92ZM91 154V155H92ZM263 155H264V152L262 153ZM261 154V155H262ZM51 155H54V156H51ZM90 155V156H91ZM187 155H189V154H187ZM8 156V157H7ZM13 156V155H12ZM68 156V155H67ZM92 156V157H93ZM96 156V155H95ZM94 156V157H95ZM117 156V155H116ZM119 156V155H118ZM140 156V155H139ZM190 156V155H189ZM232 156V155H231ZM50 157L48 158V160L50 159ZM59 157H58V159H59ZM65 157V156H64ZM195 157V156H194ZM194 157H192L193 159H194ZM222 157V156H221ZM11 158H13V157H11ZM97 158V156L95 157V159ZM99 158H101V157H99ZM189 158H191V157H189ZM201 158V157H200ZM251 158H253V157H251ZM34 159V158H33ZM35 159H36V157H35ZM39 159V158H38ZM37 159V160H38ZM181 159V158H180ZM188 159V158H187ZM186 159V160H187ZM44 160H46V159H44ZM60 160V159H59ZM92 160H94V159H92ZM97 160V159H96ZM100 160V159H99ZM175 160V159H174ZM188 160H190V159H188ZM187 160V161H188ZM195 160L197 161V159H194V162H195ZM215 160V159H214ZM264 160V159H263ZM47 161V160H46ZM108 161L109 160H107L106 162L108 163ZM126 161V160H125ZM182 161V160H181ZM213 161V160H212ZM238 161V160H237ZM25 162V161H24ZM34 162H36V161H34ZM48 162V161H47ZM110 163H111V159H110V161H109ZM122 162V161H121ZM135 162V161H134ZM162 162V161H161ZM168 162V161H167ZM190 162V161H189ZM189 162H186V163H188V164H190ZM191 162H192V159H191ZM214 162V161H213ZM245 162H247V161H245ZM37 163H39V161L37 162ZM87 163H89L90 165H93L92 167H93V169H94V166L96 167V169L94 170V171H92L91 169H89V168H87L88 166H86V165H88ZM105 163V162H104ZM173 163V162H172ZM175 163V162H174ZM238 163V162H237ZM41 164V166H43L44 165V162L43 163H40ZM43 164V165H42ZM49 164V163H48ZM103 164V163H102ZM38 165V164H37ZM89 165V166H90ZM101 165V164H100ZM116 165V164H115ZM178 165H179V163H178ZM181 165V164H180ZM26 166V165H25ZM28 166V165H27ZM31 166V165H30ZM40 166V167H41ZM102 166V165H101ZM170 166V165H169ZM172 166V165H171ZM238 166V165H237ZM247 166V165H246ZM18 167H19V164H18ZM91 167V166H90ZM91 167V168H92ZM160 167V166H159ZM176 167L177 166H175V169H176ZM183 167V166H182ZM185 168H186V166H184ZM191 167V166H190ZM190 167H187V168H190ZM192 167H195V166H193L192 165ZM9 168V169H10ZM38 168H39V166H38ZM37 168V169H38ZM42 168V167H41ZM40 168V169H41ZM81 168L82 169H84L86 172L84 173V176H88V177H85V178H87V179H84V177L83 176H77L76 175V172L78 171V169H80L79 171H82L81 170ZM99 168V167H98ZM128 168V167H127ZM161 168V167H160ZM15 169V168H14ZM17 169V168H16ZM24 169V170H25ZM32 169V168H31ZM45 169V170H44ZM149 169V168H148ZM163 168H161V170H162ZM167 169H169V168H167ZM178 169V168H177ZM180 169V168H179ZM46 171V175L47 176H45V175H43L42 174V172H44V171ZM84 170H83V172H84ZM125 170V169H124ZM143 170H144V168H143ZM154 170V169H153ZM171 170H173V168L171 169ZM195 170V169H194ZM100 171H101V169H100ZM174 171V170H173ZM172 171V172H173ZM196 171V170H195ZM215 171V170H214ZM238 171V170H237ZM18 172V171H17ZM20 172H21V170H20ZM22 172H23V170H22ZM97 172H99V171H97ZM147 172V171H146ZM165 172V171H164ZM168 172V171H167ZM182 172V171H181ZM191 172V171H190ZM197 172V171H196ZM209 172V171H208ZM24 173V172H23ZM154 173H157V172H154ZM177 174H178V170H177V172H176ZM184 173V172H183ZM186 173H187V171H186ZM186 173H184V175L186 174ZM192 173V172H191ZM214 173V172H213ZM226 173V172H225ZM18 174V173H17ZM20 174V173H19ZM22 174V173H21ZM78 174V173H77ZM150 174V173H149ZM152 174V173H151ZM168 174V173H167ZM172 174V173H171ZM182 174V173H181ZM217 174V173H216ZM244 174V173H243ZM79 175V174H78ZM174 175H176V174H174ZM230 175V174H229ZM153 176V175H152ZM159 176V175H158ZM166 176V175H165ZM169 176V175H168ZM20 177V176H19ZM83 177V178H82ZM127 177V176H126ZM134 177V176H133ZM137 177V176H136ZM174 177V176H173ZM179 177V175H177V178ZM182 176L180 175V178H181ZM236 177V176H235ZM239 177V176H238ZM242 177V176H241ZM257 177V176H256ZM255 177V178H256ZM24 178H26V177H24ZM145 178V177H144ZM172 177H170V179H171ZM184 178V177H183ZM188 178V177H187ZM3 179V178H2ZM99 179V180H98ZM106 179V178H105ZM134 179V178H133ZM136 179V178H135ZM157 179V178H156ZM165 179V178H164ZM186 179V178H185ZM197 179V178H196ZM220 179V178H219ZM226 179V178H225ZM129 180V179H128ZM137 180H139V179H137ZM176 180V179H175ZM218 180V179H217ZM229 180V179H228ZM228 180H227V182H228ZM238 180V179H237ZM154 181V180H153ZM160 181V180H159ZM181 181V180H180ZM230 181L231 182H228L227 184L225 183H223V186H222V184L220 185L221 187L220 188H222L221 189V191L220 192H225V194L227 193V194H230L229 192H230V190L231 189H233L234 187H233V184H234V182H232V180L230 179ZM243 181V180H242ZM18 182V181H17ZM91 182L93 183V184H91ZM105 182V181H104ZM139 182H141V180H139ZM162 182V181H161ZM175 182V181H174ZM182 182V181H181ZM180 182V186H181V184H183V183H181ZM219 182V181H218ZM224 182H226V181H224ZM95 183V184H94ZM106 183V182H105ZM130 183V182H129ZM136 183V182H135ZM135 183H133V184H135ZM142 183H143V181H142ZM145 183V182H144ZM232 185H231V184ZM8 184H10L11 185V183H8ZM18 184V183H17ZM19 184H20V182H19ZM125 184V183H124ZM140 184V183H139ZM139 184H137V185H139ZM158 184V183H157ZM170 184H171V181H170ZM177 184V183H176ZM192 184V183H191ZM190 184V185H191ZM216 184V183H215ZM21 185H22V183H21ZM21 185H19V186H21ZM24 185V184H23ZM104 185V184H103ZM107 185V184H106ZM136 185V186H137ZM146 184H143V186H145ZM169 185V184H168ZM173 185V184H172ZM187 185V184H186ZM185 185V186H186ZM213 185V184H212ZM19 186H17V187H19ZM110 186V185H109ZM140 186H141V184H140ZM142 186V187H143ZM152 186V185H151ZM232 186V187H231ZM10 187V186H9ZM104 187V186H103ZM127 187V186H126ZM130 187V186H129ZM148 187V186H147ZM174 187V186H173ZM172 187V188H173ZM178 187V186H177ZM195 187V186H194ZM208 187V186H207ZM218 187V185H215V188H217ZM20 188V189H21ZM122 188V187H121ZM138 187H136L135 189H137ZM144 188H146V186L144 187ZM148 188H150V187H148ZM171 188V189H172ZM201 188V187H200ZM203 188V187H202ZM205 188V187H204ZM209 188H211L210 186H209ZM213 188V187H212ZM219 188V187H218ZM217 188V189H218ZM220 188H219V190H220ZM107 189V188H106ZM176 189V188H175ZM214 189V188H213ZM213 189H211V191H212V193H213ZM249 189V188H248ZM258 189V188H257ZM261 189V188H260ZM16 190V189H15ZM98 190V189H97ZM174 190V189H173ZM177 190V189H176ZM188 190V189H187ZM205 190V189H204ZM216 190V189H215ZM214 190V191H215ZM22 191V190H21ZM127 191V190H126ZM132 191V190H131ZM134 191V190H133ZM138 191H143L142 190V188L139 190H137V192ZM172 191V190H171ZM197 191V190H196ZM211 191L210 192H208V191H206V192H204V193H206L205 195L206 196H204V197H202V200H207V198L206 197H208L209 198V194L211 193ZM216 191H218V190H216ZM233 191L234 190H232L231 192L233 193ZM120 192V191H119ZM122 192H124V191H122ZM129 192V191H128ZM159 192V191H158ZM208 192V193H207ZM219 192V191H218ZM221 193V194H224V193ZM7 193H10L9 195L7 194ZM93 193H95V192H93ZM125 193V192H124ZM211 193V194H212ZM234 193H235V191H234ZM15 194V193H14ZM106 194V193H105ZM129 194V193H128ZM135 194H136V191H135ZM139 194V193H138ZM138 194H136V195H138ZM140 194H141V192H140ZM199 194H201V193H199ZM203 194V193H202ZM235 194H237V193H235ZM26 195H27V198H26ZM90 195V194H89ZM125 195H127V193L125 194ZM136 195H135V197H136ZM169 195V194H168ZM197 195V194H196ZM255 195V194H254ZM262 195V194H261ZM11 196V197H10ZM88 196V195H87ZM91 196V195H90ZM89 196V197H90ZM120 196V195H119ZM139 196V195H138ZM137 196V197H138ZM174 196V195H173ZM225 196V195H224ZM228 196V195H227ZM245 196V195H244ZM17 197V196H16ZM88 197V198H89ZM105 197V196H104ZM127 197H128V195H127ZM136 197V198H137ZM143 197V196H142ZM145 197V196H144ZM195 197V196H194ZM18 198V197H17ZM72 198H70V199H72ZM77 198V197H76ZM125 198V197H124ZM162 198V197H161ZM262 198V197H261ZM144 199L145 198H143V200L140 198H138L137 200L138 201H135L136 203H137V208H136V215L137 216H141V217H144V215H143V213L144 212H142V210H143V208H148V207H146L147 206V203H149L150 202V200L149 201H147L146 202V200L148 199V198H146V200L144 201ZM151 199V198H150ZM253 199H254V197H253ZM260 199V198H259ZM258 199V200H259ZM264 199V198H263ZM19 200H18V202H19ZM74 200V199H73ZM136 200V199H135ZM154 200V199H153ZM228 200H229V198H228ZM155 201V200H154ZM207 201H209V200H207ZM207 201H205V203H207ZM219 201V200H218ZM261 201H262V199H261ZM264 201V200H263ZM263 201H262V203H263ZM93 202V201H92ZM97 202V201H96ZM132 202H134V199H133V201ZM134 202V203H135ZM153 202V201H152ZM151 202V203H152ZM159 203H160V201H158ZM122 203V202H121ZM130 203V202H129ZM133 203V204H134ZM154 203V202H153ZM175 203V202H174ZM203 203H204V201H203ZM256 203V202H255ZM260 203V202H259ZM261 203V204H262ZM17 204V205H16ZM70 204V203H69ZM89 204V202L87 203V205ZM96 204V203H95ZM117 204V203H116ZM150 204V203H149ZM149 204H148V206H149ZM168 204V203H167ZM231 204V203H230ZM20 206V208L18 207V209L16 208L17 206ZM59 205V204H58ZM81 205V204H80ZM207 205V204H206ZM234 205H235V203H234ZM256 205V204H255ZM259 205V204H258ZM263 205H264V203H263ZM76 206V205H75ZM86 206V205H85ZM76 207H78V206H76ZM135 207V206H134ZM190 207V206H189ZM255 207V206H254ZM37 208H35V209H37ZM83 208V207H82ZM122 208V207H121ZM230 208H231V206H230ZM60 209H61V207H60ZM74 209V208H73ZM91 209V208H90ZM114 209V208H113ZM222 209V208H221ZM229 209V208H228ZM261 209H264V207L263 208H261ZM33 210V209H32ZM75 210V209H74ZM77 210V209H76ZM75 210V211H76ZM180 210V209H179ZM187 210V209H186ZM231 210V209H230ZM233 210V209H232ZM257 210V209H256ZM36 211V210H35ZM39 211V212H40ZM43 211V212H44ZM59 211V210H58ZM79 211V210H78ZM84 211V210H83ZM145 211V210H144ZM165 211V210H164ZM259 211H261L260 212V214H262L263 213V217H264V212L262 211V210H259L258 209V212ZM70 212V211H69ZM132 212V211H131ZM177 212V211H176ZM188 212V211H187ZM193 212H195V211H193ZM192 212V213H193ZM212 212V211H211ZM227 212V211H226ZM239 212V211H238ZM258 212L256 213L257 215H258ZM36 213H38V210H37V212ZM84 213V212H83ZM129 213V212H128ZM198 213V212H197ZM197 213H195L196 214V216H195V219L197 220V223H195V224H198V221H203V217L201 218V216H199ZM39 214V213H38ZM37 214V215H38ZM48 214H49V212H48ZM110 214V213H109ZM108 214V215H109ZM112 214V213H111ZM133 214V213H132ZM166 214V213H165ZM176 214H178V213H176ZM226 214V213H225ZM260 214L257 216L258 218H259V216H260ZM106 215V214H105ZM114 215V214H113ZM121 215V214H120ZM143 215V216H142ZM153 215V214H152ZM180 215V214H179ZM191 215V214H190ZM227 215H228V213H227ZM247 215V214H246ZM112 216V215H111ZM146 216V215H145ZM167 216H169V215H167ZM174 216H175V214H174ZM192 216V215H191ZM226 216V215H225ZM229 216V215H228ZM224 217L225 218V220L224 221H222L220 218H218L219 220H221V223H219V222H217V221H219L218 219H217V223L215 222L214 223V226L216 227V225H218V226H220L221 228L222 227H225L224 226V224L225 223H227L228 225H229V223L231 222L230 221V217ZM253 216H255V215H253ZM252 216V217H253ZM255 216V217H256ZM186 217V216H185ZM221 217V216H220ZM223 217V216H222ZM256 217V218H257ZM262 216H261V218L264 220V218H263ZM149 217H147L146 218V220L144 221L143 220V218H141V223H140V221L138 222V221H135L134 220V218H133V220H128L127 219V222H125L127 225H126V227L124 226L125 224H122V227L124 226L125 227V229L128 231V233H129V231L131 232V233H135V232H137L138 233V235L137 236H139L138 238H136V240H134L135 238L134 237H136V236H134V235H136V234H132L131 236H132V239L134 240V241H131L132 239H128L129 241H131L130 243H129V249H130V254L129 255H127L128 254V252H127V249H125L124 247H123V245H125V244H122V246H119L117 243H114V242H112L111 240V238H109V239H111L110 241L112 242L111 244H109L108 242H104L105 244H104V248H103V246H101L103 249L101 250L100 249V246H99V251H97V253H95V252H93V256H89V258H87L86 257V259L85 260H83V259H79L80 257H78V259L76 258L75 259V257L73 256V253H67L66 252V254H64L63 252V255L61 256H51L50 254V256H48L47 258H45V260L44 261H41V262H30V263H28V264H194L193 262H194V260L195 259H200L199 257L200 256H202V253H204L203 251H205V250H199L198 252H197V250L196 249H198V247H199V244L201 245L202 243H200V240H197V241H199V244H198V247L196 248L194 245L192 246L191 244H188V243H183L182 241H181V236L180 237H176V238H174V235H173V242L172 243H170L169 242V237H170V235H171V237H172V234H173V232H175L174 230H176L177 229V227H176V229L174 228L173 229V221H171L169 218H171V217H166V215L165 216H162V218H159L158 217V219H156V220H153V219H148ZM248 218V217H247ZM251 218V217H250ZM257 218V219H258ZM260 218V219H261ZM33 219V218H32ZM55 219V218H54ZM136 219H138L137 217H136ZM145 219V218H144ZM194 219V218H193ZM194 219V221H196ZM223 219V218H222ZM262 219H261V221H259V223H263L262 222ZM140 220V219H139ZM206 220H207V218H206ZM206 220H204V221H206ZM250 220H252V219H250ZM259 220V219H258ZM47 221V220H46ZM73 221V220H72ZM146 222V223H144V222ZM180 221V220H179ZM213 221V220H212ZM211 221V222H212ZM215 221V220H214ZM213 221V222H214ZM123 222V221H122ZM211 222H209V223H211ZM250 222V221H249ZM256 222V221H255ZM124 223V222H123ZM143 223V224H142ZM193 223V222H192ZM191 223V224H192ZM207 223V222H206ZM205 223V224H206ZM209 223L207 224V225H209ZM254 223V222H253ZM252 223V224H253ZM259 223L257 224H255V225H259ZM180 224V223H179ZM178 224V225H179ZM203 224V222L201 223V226H203L202 225ZM216 224V225H215ZM241 224V223H240ZM112 225V224H111ZM121 225V224H120ZM199 225H200V223H199ZM198 225V226H199ZM228 225H226V227L223 229L222 228V230L224 231V233H225V231L226 232H229V231H231V229H233V228H231V229H229V231H227L226 230V228H227V226ZM254 225V226H255ZM22 226H24V225H22ZM105 226V225H104ZM185 226V225H184ZM189 226V225H188ZM213 226V228L212 227H209V226H207L206 227V225L205 226H203V228H202V230L203 229H205V228H209V230H210V228H212V229H214L215 227ZM231 225H229V227H230ZM240 226V225H239ZM252 226V225H251ZM257 226H256V229H257ZM263 226H264V224H263ZM262 226V227H263ZM115 227H117V228H122L121 226H115ZM114 227V229H116ZM123 227V228H124ZM183 227V226H182ZM238 227V226H237ZM253 227V226H252ZM123 228H122V230H121V234L120 235H122V236H124L125 234H124V232H126L127 233V231H124L123 230ZM181 228V227H180ZM200 228V227H199ZM198 228V229H199ZM200 228V229H201ZM235 228V227H234ZM241 228V227H240ZM260 228H261V226H260ZM21 229V228H20ZM113 229V230H114ZM172 231H171V230ZM199 229V230H200ZM216 229V228H215ZM218 230H219V228H217ZM216 229V230H217ZM228 229V228H227ZM245 229V230H244ZM244 229L243 230H241V229H237V230H233V231H237V233H236V238L238 237V240H237V242L236 241H233V245L235 246V242L237 243L236 244V246H235V249H232L234 246L232 245V247H231V250H233L234 251V257H233V255H231L232 257H233V259H231L232 261H231V264H241L240 262H242V260L243 261H247L248 262V264H249V258H247V260H244L245 258H246V249L249 247L248 246V241H247V239L249 240V238L248 237H250V236H252L251 234H250V236H248V234L246 235V228L244 227ZM249 229V228H248ZM253 229V228H252ZM100 230H101V228H100ZM167 230H170V233L172 232V234H170V233H168L167 232ZM185 230V229H184ZM183 230V231H184ZM254 230V229H253ZM252 230V231H253ZM57 231V230H56ZM102 231V230H101ZM204 231V230H203ZM213 231V230H212ZM212 231H209V232H212ZM215 231V230H214ZM214 231L212 232V233H214ZM223 231H220L221 233L223 232ZM232 231V232H233ZM255 231V230H254ZM253 231V232H254ZM257 231H258V229H257ZM263 231H264V229H263ZM262 231V232H263ZM104 232V231H103ZM114 232V231H113ZM112 232V233H113ZM119 232V231H118ZM165 232H167V234H168V243H166L165 241V238L164 237H166V236H164L165 235ZM195 232V231H194ZM204 232H206V229H205V231ZM204 232H202V233H204ZM216 232H218V231H216ZM215 232V233H216ZM87 233V232H86ZM92 233V232H91ZM101 233V232H100ZM107 233V232H106ZM116 234H117V232H115ZM123 233V234H122ZM180 233V232H179ZM208 233V232H207ZM229 233H231V232H229ZM229 233H227V234H229ZM234 233V232H233ZM249 233H250V231H249ZM252 233V232H251ZM255 233V232H254ZM257 233V232H256ZM255 233V234H256ZM259 233V232H258ZM264 233V232H263ZM10 234V233H9ZM15 234V233H14ZM118 234V235H119ZM194 234V233H193ZM209 234V233H208ZM216 234H218V233H216ZM223 234V233H222ZM226 233L224 234V235H226V237L227 238H229L230 237V235H232V234H230L229 235V237H228V235H227ZM235 234V233H234ZM233 234V236H235ZM253 234V233H252ZM262 234V233H261ZM260 234V235H261ZM100 235V234H99ZM98 235V236H99ZM105 235V234H104ZM104 235H101V236H103L105 239H106V236H104ZM113 235V234H112ZM129 235V234H128ZM127 235V236H128ZM186 235V234H185ZM199 235V234H198ZM197 235V236H198ZM204 235L206 236L207 234H205L204 233ZM212 235H214V234H212ZM212 235H211V237H212ZM90 236H91V234H90ZM96 236V235H95ZM97 236V237H98ZM114 236V235H113ZM113 236H109L108 235V237H113ZM117 236V235H116ZM115 236V237H116ZM126 236V235H125ZM130 236V235H129ZM177 236V235H176ZM183 236V235H182ZM188 236V235H187ZM200 236H201V234H200ZM205 236H203L204 238H205ZM247 236V237H246ZM262 236V235H261ZM115 237H113V239L115 238ZM121 237V236H120ZM170 237V238H171ZM196 237V236H195ZM208 237V236H207ZM210 237V236H209ZM215 237V236H214ZM245 237H246V240H245ZM257 237H259V236H257ZM256 237V238H257ZM100 238V237H99ZM118 238V237H117ZM122 238V237H121ZM129 238V237H128ZM131 238V237H130ZM191 238H192V236H191ZM191 238H189L188 240L190 241V239ZM202 238V237H201ZM203 238V239H204ZM226 238V239H227ZM232 238V240H234L235 238L234 237H230L229 239H231ZM251 238V237H250ZM254 238H255V236H254ZM255 238V239H256ZM263 238V237H262ZM92 239V238H91ZM94 239V238H93ZM98 239V238H97ZM101 239V238H100ZM105 239H103V240H105ZM125 239V238H124ZM123 239V240H124ZM172 239V238H171ZM170 239V240H171ZM193 239V238H192ZM195 239H197V237L196 238H194V240ZM206 239V238H205ZM209 238H207V240H208ZM211 239V238H210ZM228 239V240H229ZM261 239V238H260ZM13 240V239H12ZM15 240V239H14ZM103 240H102V242H103ZM106 240H108V239H106ZM126 240V239H125ZM182 240L184 241L185 239H183V237H182ZM258 240H259V238H258ZM257 240V241H258ZM262 240V239H261ZM16 242H17V239L15 240ZM23 241V240H22ZM30 241V240H29ZM52 241V240H51ZM73 241V240H72ZM76 241V240H75ZM94 241V240H93ZM172 241V240H171ZM186 241H187V239H186ZM230 241V240H229ZM251 241V240H250ZM249 241V242H250ZM255 241V240H254ZM0 242H2V241H0ZM6 242V241H5ZM61 243H62V241H60ZM85 242V241H84ZM88 242V241H87ZM98 242V241H97ZM125 242H127V240L125 241ZM185 242V241H184ZM207 242H209L210 243V240L209 241H207ZM256 242V241H255ZM254 242V243H255ZM11 243V242H10ZM12 243H13V241H12ZM23 243V242H22ZM56 243V242H55ZM198 243V242H197ZM197 243H196V245H197ZM203 243H204V241H203ZM206 243V242H205ZM229 243H231V241L229 242ZM251 243V242H250ZM249 243V244H250ZM2 244H3V242H2ZM5 244V243H4ZM7 245H8V242L6 243ZM6 244H5V246H6ZM14 244V243H13ZM12 244V245H13ZM19 244V243H18ZM27 244H28V242H27ZM31 244V243H30ZM29 244V245H30ZM83 244V243H82ZM86 244V243H85ZM90 244H92V242L90 243ZM208 244V243H207ZM232 244V243H231ZM230 244V245H231ZM252 244V243H251ZM257 244V243H256ZM255 244V245H256ZM261 244V243H260ZM16 245V244H15ZM19 245H21V242H20V244ZM77 245V244H76ZM75 245V246H76ZM84 245V244H83ZM98 245H100V244H98ZM97 245V246H98ZM208 245H210V244H208ZM207 245V246H208ZM262 245V244H261ZM4 246V247H5ZM17 246V245H16ZM23 247H24V245H22ZM36 246V245H35ZM40 246V245H39ZM50 246V245H49ZM61 246V245H60ZM78 246V245H77ZM93 246L94 245H90L89 246V244L86 246L85 245V248H87V250H88V248L89 249H91L90 247H92L93 248ZM96 246V247H97ZM126 246H128V245H126ZM202 246H203V244H202ZM205 247V245L203 246V247H205V249L206 248H208V247ZM252 246V245H251ZM258 246V245H257ZM1 247V246H0ZM10 247H11V245H10ZM26 247H27V245H26ZM25 247V248H26ZM29 247V246H28ZM27 247V248H28ZM31 247V246H30ZM37 247V246H36ZM43 247V246H42ZM201 247V246H200ZM253 247V246H252ZM259 247V246H258ZM257 247V248H258ZM262 247V246H261ZM12 248V247H11ZM14 248V247H13ZM16 248V247H15ZM18 248V247H17ZM16 248V249H17ZM21 248V247H20ZM82 248H84V247H82ZM95 248V247H94ZM93 248V249H94ZM128 248V247H127ZM202 248V247H201ZM3 249V248H2ZM7 249V248H6ZM15 249V250H16ZM32 249V248H31ZM34 249V248H33ZM69 249V248H68ZM75 249V248H74ZM73 249V250H74ZM203 249V248H202ZM251 249V248H250ZM249 249V250H250ZM253 249V248H252ZM24 248H23V252H21V249H20V251L19 250H17L18 251V253L15 255L14 253H12V249L10 250V251H6L7 252V257L9 258V263L8 264H23V258H25L24 260L26 261V256L27 255H24V253L27 251H25L24 252ZM58 250V249H57ZM61 250V249H60ZM67 250V249H66ZM206 250H208V249H206ZM216 250V249H215ZM262 250H264V249H261L260 250V252L262 251ZM14 251V250H13ZM16 251V252H17ZM63 251V250H62ZM68 251V250H67ZM70 251V250H69ZM76 251V250H75ZM201 251V255L199 254V252ZM246 252L245 254H243V252ZM251 251V250H250ZM256 251V250H255ZM258 251H259V249H258ZM258 251H256L255 252V254L256 255H254V256H258V254H259V252ZM61 252V251H60ZM79 252V251H78ZM26 253H28V252H26ZM233 253V252H232ZM231 253V254H232ZM249 253V252H248ZM263 251H262V255H263ZM40 254V253H39ZM53 254V253H52ZM90 254V253H89ZM94 254H97V255H95L94 256ZM204 254H206V251H205V253ZM210 254V253H209ZM254 254V253H253ZM6 255V254H5ZM198 255H199V257H198ZM206 255H208V251H207V254ZM205 255V256H206ZM243 255H245V257H244V259H243ZM260 255H261V253H260ZM259 255V256H260ZM78 256H80V255H78ZM230 256V257H231ZM259 256L257 257V258H259ZM6 257V256H5ZM6 257V258H7ZM31 257V256H30ZM42 257V256H41ZM85 257V256H84ZM203 257H204V255L202 256V261H206V260H203ZM221 257V256H220ZM262 257V256H261ZM260 257V258H261ZM263 257H264V255H263ZM3 258V257H2ZM44 258V257H43ZM111 258H114V260H118L116 263L115 262H112V261H114V260H112V261H110V259ZM205 258V257H204ZM256 258V257H255ZM257 258H256V260H257ZM33 259V258H32ZM205 259H207V258H205ZM254 259V258H253ZM264 259V258H263ZM5 260V259H4ZM28 260V259H27ZM35 260V259H34ZM103 260H105L106 262H103L102 263V261ZM208 260V259H207ZM211 260V259H210ZM249 260V261H248ZM251 260H252V258H251ZM255 260V259H254ZM255 260V261H256ZM258 260H260V259H258ZM31 261V260H30ZM37 261V260H36ZM201 261V260H200ZM201 261V262H202ZM215 261V260H214ZM261 261H262V258H261ZM196 262H198V260H196ZM200 262V263H201ZM207 262V261H206ZM260 262V261H259ZM259 262L257 263V264H259ZM263 263H264V260L262 261ZM261 262V263H262ZM199 263V262H198ZM198 263H195V264H198ZM199 263V264H200ZM216 263V262H215ZM227 263V262H226ZM252 263H256V262H252ZM251 263V264H252ZM262 263V264H263ZM0 264H3V263H0ZM25 264V263H24ZM205 264V263H204ZM243 264V263H242ZM245 264H247L246 262H245Z\"/></svg>",
  "mask_w": 264,
  "mask_h": 264
}]
</instances>
